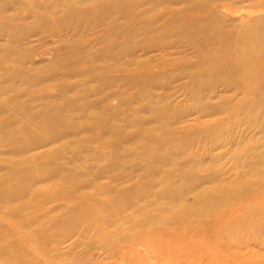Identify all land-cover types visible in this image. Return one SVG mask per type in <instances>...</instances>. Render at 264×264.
<instances>
[{
	"label": "rangeland",
	"instance_id": "1",
	"mask_svg": "<svg viewBox=\"0 0 264 264\" xmlns=\"http://www.w3.org/2000/svg\"><path fill=\"white\" fill-rule=\"evenodd\" d=\"M91 1L93 2V4L87 8L86 5L89 4ZM98 1L99 0H81V1H79V0H0V3L5 4V6L0 9V19H2V20H0L1 21L0 22V47H1L0 50L2 49L0 52L1 53V55H0V66H1L0 67V129L2 130L4 124H8V125L11 124V127H13V128L21 125L22 123H20L16 126V124H14L12 122H15L13 120H16V122L18 120H20L18 118H21V120H22L24 118V115L19 112L18 117L12 116L13 114L14 115L16 114L15 109L18 107H13V109H12L11 106H14V105L17 106V105H22V104L26 103L27 106L24 107L26 109V113L27 112L30 113L29 115H31V118H33L30 121L34 122L33 123V122L29 121V123H31V124L28 125L29 126L28 130L31 131L30 134H33L34 132H36L31 136H30V134H27L28 136L17 135V137L12 138L10 140L6 139L8 141H6L7 144L5 145L4 137L6 138L7 136H2L4 134V132H3V130H2L3 133L0 131V135L3 138V139L0 138L1 140H3V142H1V140H0V142L2 144V145L0 144V164H1L0 165V180H5V179L7 180V179H10L11 177H16L17 175H18L17 177H19L21 174H19V170H17L16 168L23 167V164H22L23 161L22 160L26 161V162H24L25 164L28 163L30 165H32V164L36 165L38 163V164H40L39 166H43L46 168L48 165H50L52 167H56V165H61V164L63 165L64 164V166H67V163L65 162V160L68 162V158L71 159L70 157H72V159L69 160V162H68L70 164V165L68 164L69 165L68 167L77 166L75 164H78L77 169L81 170L80 173L86 172V173H84V175L83 174L81 175V178H82L81 187L83 188V190H81L82 188L80 189L81 193L78 190L75 191V190L71 189V190H67V191L65 190L66 192L64 194L56 196V197L55 196L53 197V195H51L52 200H51L50 196H48L49 198L46 197L47 199L44 197L45 201H44V199L41 198L43 200L42 201L39 198V201H38L39 206L36 204V206L34 205L35 207H32V209L24 210V212H21L23 215L21 213L17 214L18 212H16V211L11 212V211L7 210L6 206L1 205V203H0V237L2 238V239L0 238L1 239L0 248L2 246V248L0 249V256L2 257V258H0V263L3 264V262H6L9 264L8 259H10V264H51V263L52 264H61V263L62 264H65V263L66 264H74V262H75V264L76 263L77 264H101V263L102 264H105V263L106 264H113L116 262H117L116 264H121V263H123V261L120 260V259H122V255H120V253L123 254V251L125 250L122 248V244H121V246H120V244H115V243L112 244L114 242V240H113V242L109 241L107 243L108 245H106V247H108V248H104L105 246L103 247V244L99 243V241L101 239V237L99 238V235L104 232L103 236H107L108 233H109L108 236H111L110 235L111 230L114 231L113 234L111 232L112 236L117 234L116 231L118 233H120L122 231L123 232L131 231V230L133 231V229L135 227H132V224L129 223L130 222L129 219L135 217V215H137L136 213H138V211L140 209H142L140 211L141 213H145L144 210L145 211L148 210L147 213L151 214L152 212L155 211V209H158V208L168 204L167 203L168 200L166 199V197H160V196L161 195L164 196V193L167 190L173 191V190L180 189V187H182L183 182L185 181L187 183V185H185L186 187L185 186L184 187L187 189V191L185 189L186 192H184V196H183V198H184L183 202L184 203L183 204L189 205L191 208H193L195 206V205H193L194 204V196H193L194 194L193 193H195V190H197V189L203 190V186H206V185H208V186H206V188H204V189H209V188H211L212 183H213V185L215 183V185H214L215 187H218V186L221 187L220 189H217V190H219L217 193V197H216L217 203L215 204V206L213 208L206 210L207 212L206 211L203 212L201 214L202 216L199 214L197 216L196 214L195 215H189V214L183 213L184 211H181V210H183V208H181L182 207L181 204H179L180 206L179 205L172 206L171 212L169 213L170 216L168 215L169 220H167V218H166V219H163V221H162V219H161V221L158 222L159 225L157 224V226L162 227V224H163V228L172 229L173 232L175 230L176 232H174V233H176V234H184V233H186V230H183V229H187V228H185V226H186L185 222L189 221V219H191V218L193 220H195V217H196V219H198L199 222L204 221L203 224L205 225V228H206L204 236H203L204 240H206L207 242H209V241L211 242L214 239L216 227L219 226L220 222H221L220 227L221 226L225 227L228 225L229 227L232 228L233 226H230V224L232 225V223L234 222V221L232 222L233 217L236 216L237 214L240 215L241 213H243L242 211H243V206H244L245 209H247V212L249 211V213H247V216H244L245 219L243 217V214H241L242 216H240V217H239V215L234 217L236 219L235 222L237 224H235V222H234V225L236 227H233L232 229L233 230L236 229L237 226L239 228V226L241 227L242 224L244 223L242 226V228H243L242 229L243 230L242 236H243V239L246 236V238L244 239L246 244H245L243 250L241 251V253H243V255L247 254V256L253 257L256 260H258L260 262V264L261 263L263 264L264 263V258H263L264 257V232H263L264 230L262 229V231L258 230V232L257 231L255 232V231H252L250 229L251 231L249 233V229L247 227H249V225H251L252 222H254V221L259 222V223H260V221H261V223H262V221L264 222V220H262V219H264V209H263L264 208V195H262L264 192V189L262 188L260 190V188L262 187L261 182L264 183V173H262V172H264V168H262V167H264V90H263L264 89V79H261V78H263V75H264V74H262V73H264V0H170V1H168V0H157L159 3L158 6H155V5H157V3H155L156 0H150V1L149 0H142V2L140 0H133V1L132 0H119V1L114 0L115 3L112 0L111 1L110 0H105V1L100 0L101 2L100 1L98 2ZM134 1H136L137 3H135ZM151 1H154V2H151ZM14 2L15 3L17 2V4H19V5L15 4ZM76 2H77V4H75ZM111 2H113V3H111ZM129 2L131 5L129 4ZM146 2H148V3H146ZM21 3H23V4H21ZM78 3L83 6V9H82V6H80ZM171 3H173V4H171ZM26 4H28V5L26 6ZM132 5H134V7H132ZM22 6L23 7L25 6V8H23ZM75 6L78 8H76ZM33 7H35V8H33ZM41 7H42V9H41ZM198 7L201 9H199ZM32 8L35 10H33ZM37 8H39L40 10ZM115 9L116 10L120 9V10L116 11ZM81 10H82V12H81ZM1 11H2V13H1ZM40 11L43 14H41ZM134 11H135L136 15L134 14ZM116 12H118V13H116ZM84 13H86V14H84ZM77 14L78 15L80 14V15L78 16ZM120 14H122V16ZM169 14H170V17H169ZM172 14L174 17L172 16ZM177 14H179V16ZM193 14L198 16V17L197 18H196V16L193 17L194 16ZM208 14H209V16H208ZM182 15L185 18L181 17ZM132 16H134V18ZM155 16H156V18H155ZM3 17H5V19L7 18L8 21H6L7 19L5 20ZM82 17H83V19H82ZM136 17L138 20L136 19ZM153 17H154V19H153ZM167 17H169V19H167ZM207 17H209L208 20H206ZM132 18L134 19V22L132 21L133 20ZM177 18H180L181 20L177 19ZM3 19L5 22H2ZM190 19H192V22L189 21ZM172 22H174V23H172ZM136 25H138V26H136ZM12 26H14V27H12ZM193 28H195V30ZM150 30H151V32H150ZM181 30H183V31L181 32ZM208 30H210V31H208ZM201 31H202V33H201ZM204 31H205V34H204ZM10 33H12V35ZM166 33H168V34L165 35ZM122 34H123V36H122ZM210 34L212 37L209 36ZM6 35H7V37H6ZM17 35H18V37H17ZM160 35H161V37H160ZM155 36L158 37V40ZM152 37L155 39H153ZM184 37H185V39H184ZM211 38H212V40H211ZM147 40H148V43H147ZM9 42L11 44H9ZM123 42L126 43L127 45H125ZM208 43L209 44L213 43V46H212V44L209 45ZM226 43H229L231 45L226 44ZM246 43H248V44H246ZM199 44L201 45V47ZM220 45H222V46L220 47ZM119 47H120V49H118ZM196 47L198 48V50L196 49ZM227 48H229L230 51ZM5 49H6V51H4ZM102 49H104V50H102ZM105 49H106V51H105ZM199 49H201V50H199ZM204 49H205V51H204ZM216 49L219 51H217ZM242 49H243V53H242L243 55L242 54L240 55V52H242ZM249 49H251V50H249ZM123 50H124V52H121ZM206 50H208V51L206 52ZM8 51H10V52H8ZM213 52L214 53L218 52L217 55H220V58H221L219 60V62H221L222 65L220 63H219L220 65L215 63L214 66H211L209 60L207 63V59L210 56V53H213ZM220 52H222V53L219 54ZM226 53H227V55L229 53L231 54V55L230 54L228 55L230 57V59L228 58L227 55H225ZM102 54H104V55L102 56ZM110 55H112L113 57ZM221 55L223 58L221 57ZM231 56H232V58H231ZM242 56H243V59L245 61L244 63L246 65L245 66L246 69L245 68L243 69V73H242V71H236L234 68L235 66H233V69H232L233 72L231 71V73L230 72L225 73V72L221 71V69H223V66L228 67V66L232 65V63H237V60L241 59ZM249 56H251V58ZM115 57H116V59H115ZM204 57H206L207 59ZM254 58H256V59L254 60ZM1 59H2V61H1ZM117 59H118L119 63L118 62L116 63ZM200 61H202V63H200ZM1 62H3V63H1ZM92 62L94 64H97V62H99V64H97V65H101L102 70L104 68V72H103L104 75H106L109 78H113L112 79L113 82H111V84L112 83H114V84L112 87H111V84H109L108 86H110V87L106 88V92L111 93V94L112 93L114 94L115 92L119 93V94L116 93V94H118V98L116 96H113V95L109 96L107 99V105L110 107L115 106V109H116V110L114 109L115 111H117V108H119L118 110L120 113L117 111L115 113L116 115H118V114L121 115V111L123 109L122 114H124L125 117L128 118V116L131 117L132 115H134L137 118V119L135 118V121H134V117L133 118L131 117L133 119L134 123L130 124V123L126 122V123L120 124L121 127L123 126L122 127L123 132L125 131L126 133H128L127 136L131 135L128 137V139H129L128 141L126 138V140L124 142L119 144L120 147L122 146V148H120L119 145H117L116 143L114 144L111 141H109V139H108L109 137H107V135L103 136L104 134L100 133V129H102L104 125L95 123V124H93L95 126H93L92 124L89 126L88 123L90 124L92 122V120L90 119L89 116L86 117L88 119L85 118L87 125H84L83 126L84 128L82 127L85 130L80 128V132H79L78 131L79 129H77L78 126L75 127L76 122H77L76 119H78V116L75 114V112L77 111L78 106H80L82 104H86L87 102L93 103V101L96 102L97 100L101 99V97H97L99 94H95V93L93 94L92 92L91 93L89 92V88H91L90 86L93 85V81H94L91 78L92 73L91 74L89 73L90 69H93V68L88 67V65L90 66V63H91V66L93 67ZM101 62H103L105 64H101ZM204 62L207 64H205ZM164 64L166 66H164ZM109 65H111V66H109ZM204 65H205V67H204ZM101 66H99V69L97 67H94L98 73H101V69H100ZM162 66H163V68H162ZM209 66H211L212 68L210 67L211 68L210 69ZM87 67L90 69H87ZM108 67H110V68H108ZM164 67H165V69H164ZM142 68H144V70ZM236 69H237V67H236ZM107 70L110 72H106ZM141 70H143V72H144V76L142 75L144 77L143 79L144 80L147 79L145 82L143 81L142 76L141 77L139 76V74L141 75L143 73V72H140ZM51 71H54V72H51ZM81 71H82V73H81ZM207 72H209V73H207ZM220 72H222V73H220ZM244 73H245V75H243ZM146 74L149 76H147ZM261 74H262V77L258 78V75L261 76ZM123 75L124 76L126 75L125 76L126 78ZM129 75H131V76H129ZM193 75H195V76H193ZM203 75H204V77H203ZM21 76H22V78H20ZM32 76H34V77L31 78ZM145 76H147V77L145 78ZM117 77H118V79H117ZM159 77H160V79H159ZM127 78H129V79H127ZM238 78H239V80L241 79L240 81H241V83L243 82L242 84L239 82ZM31 79H33V80H31ZM148 79L150 82L151 81L152 82L150 83L148 81ZM260 79L263 81H260ZM116 80H118L117 83H115ZM137 80H142V82L140 83V81H137ZM256 80H258V82ZM7 81H8V83H7ZM60 81L63 85L60 83ZM247 81H248V83H247ZM17 82L19 83V85ZM24 83L26 85H24ZM237 83H238V85H237ZM140 84H141V86H140ZM20 85H22V86H20ZM145 85L146 86L148 85L150 87H148V86L146 87ZM201 85H203V86L205 85L206 87L205 86L203 87ZM249 85H251V86H249ZM2 86H3V88H2ZM4 87L6 89H4ZM87 87H88V89H87ZM1 88H2V90H1ZM146 88H148V89H146ZM255 88L258 92H256L254 90ZM3 89H4V91H3ZM70 89H73V90H70ZM118 89H120V91ZM123 90H125L126 93ZM143 90H144V92H143ZM260 90H262V93ZM191 91L193 93H191ZM123 92H124V94H123ZM249 92H250V94H248ZM141 93H143V94H141ZM149 93L154 94L155 97H153L152 94H151L152 95V97H151V95ZM259 93H261V94H259ZM125 94H126V96H125ZM138 94L142 96L141 98H143V99H141V101L139 99L140 96L137 97ZM201 94H202V96H201ZM258 94H259V96H262V97H260V99H261L260 101L258 99L259 97L257 98ZM143 95H145V96H143ZM147 96L149 97L148 99H147ZM254 96H255V98H254ZM64 97H68V99L66 100V99H64ZM2 98H3V100H1ZM121 98H124V99H121ZM152 98H154V99L156 98V100L151 103ZM250 98H251V100H250ZM253 99L256 102H258V101L259 102L255 105V103H254L255 101ZM131 100L132 101L136 100V101H134L135 104L130 103ZM142 100H143V102H142ZM199 100L202 101L201 103H203V105L201 103L199 104V102H200ZM156 101H158V102H156ZM50 102H51V104H50ZM74 102H75V104H74ZM127 102H129V103H127ZM155 102H156V104H155ZM48 103L50 104V106H48L49 105ZM58 103H60L58 105L59 107H57ZM68 103L70 104L69 105L70 107L67 106ZM52 104H54V105H52ZM118 104H120L121 106H119ZM149 104H150V106H149ZM242 104H243V106H242L243 108L240 106ZM247 104H248V106L246 107ZM249 104L252 106L249 107L250 106ZM3 105H4V107H3ZM7 105L12 109V112H10L11 109H9V107L7 108ZM46 106H48V107H46ZM125 106H126V108H125ZM49 107L50 108L52 107L51 110L58 112L57 115L61 116L62 119H63L62 115H65V117H66V118L64 117V120L60 119L62 122H59V123H62V125H64V127L62 125L58 124V126H57L58 129L59 128L65 129V128L69 127V130H68V128L65 129L64 134L62 133V135L60 137L56 138L57 140L56 139H50V140H48V142H42L41 143V142H38L39 137H40L39 135L41 133L42 134L45 133L46 130L48 129L47 127L45 128V126H46L45 124L48 121L47 118L51 116V115L49 116V113L51 114L53 112L51 110L49 111V109H48ZM71 107H73V108H71ZM148 107H149V109H148ZM159 107H161L160 108L162 110L161 113H159L160 110L158 111ZM254 107H255V109H254ZM19 108H21V107H19ZM27 108H28V111H27ZM44 108H46V110ZM55 108L57 109V111L55 110ZM131 108H133V110ZM134 108H136V109H134ZM146 108H147V110H146ZM153 108H155V110ZM59 109L61 112L59 111ZM74 109H76V110H74ZM94 109H95L94 112L98 113V108H94ZM120 109H121V111H120ZM129 109L131 111H129ZM165 109H167V110H165ZM236 109L237 110L239 109V110L236 111ZM20 110H18V111H20ZM41 110H42V112H41ZM64 110L66 113H64ZM73 110H74V112H73ZM111 110L112 109H110V111H109V109H108L106 112L108 114L110 112V114L112 116L115 111L113 110L114 111L113 112ZM126 110H128L129 113ZM134 110L135 111L137 110V111L135 112ZM144 110H145V112H143ZM150 110H152L151 115H149L151 113ZM44 111H46V112L49 111V112L47 114ZM132 111H134V112H132ZM249 111H251V114H249L250 113ZM34 112L36 114H39V115H36ZM89 112L90 111L88 110L87 113H89ZM94 112H92L91 114H93ZM125 112L128 115H125ZM10 113H12V114H10ZM255 113H257V114H255ZM70 114L73 116V119H72V116L71 117L69 116ZM40 115H41V117H39ZM43 115H46V116L43 117ZM138 115H139V118H138ZM159 115H160V117H158ZM245 115H246V117H245ZM52 116H55V115L52 114ZM149 116H150L151 122L149 121ZM168 116L173 117V118H170V117L168 118ZM114 117L110 118L111 121L113 120V124H115L114 122L118 120L115 117L116 120L114 121V119H115ZM144 117H146V118H144ZM156 117H158L159 119ZM161 117H162V121H161ZM249 117H251L253 119L250 118L249 120H247ZM42 118H46L45 123H44L45 119H42ZM68 118H70V119L68 120ZM108 118H109V116H108ZM151 118H153L154 120L153 119L151 120ZM36 119H38L39 121ZM89 119L91 121H88ZM138 119H140L141 121L140 120L138 121ZM142 119H143V121H142ZM169 119H170V121L168 122ZM156 120H159L161 122L156 121ZM63 121H65L64 124H63ZM163 121L166 124L168 122L169 126L168 125L166 126V124H164ZM73 122H75V123L73 124ZM135 122L137 124H135ZM138 122H139V124H138ZM152 122L153 123L156 122V123L153 125ZM69 123L71 125L68 126ZM116 123L118 124V122H116ZM150 123H152V124H150ZM65 124H67V125L65 126ZM73 125H75V126H73ZM144 125H145V127H143ZM148 125L151 129L149 127H147ZM1 126H2V128H1ZM60 126H62V127H60ZM71 126H73V127H71ZM158 126H161V127H159V130L157 128ZM164 126H166V127H164ZM140 127L142 130L140 129ZM145 128H147V129H145ZM176 128L178 130H175ZM143 129H145L146 131ZM167 129H170V130H167ZM75 130H76V132L77 131L78 132L76 133ZM151 130H153L155 133ZM172 130H173V132H172ZM182 130H184V131H182ZM135 131H137V133H138V134L136 133V136L138 138L135 137V134L134 135L132 134V133H135ZM69 132H71V134H70L71 136L68 134ZM171 132H172V134H171ZM80 133H82V135ZM139 133H140V135H139ZM164 133H166V134H164ZM5 134H7V133H5ZM75 134L77 136H75ZM158 134H159V136H158ZM65 135H67L66 137L69 138L68 139L69 141H71L72 138L75 140V141H72L73 144H71L72 142L68 143L69 141L67 140ZM78 135H79V137H78ZM73 136H75V137H73ZM93 136H94V139L96 138L95 136H97L98 139L97 138L96 139L98 141L101 140L102 142L101 141L98 142L97 140L96 141L94 140L96 143H93L94 142L92 139ZM179 136H180V138H179ZM23 137H24V139H25V137H27L26 139L28 141L26 139L25 140L22 139ZM33 137H35V138H33ZM70 137H72V138H70ZM76 137H78V138H76ZM140 137H142L141 138L142 140L141 139L139 140ZM144 137H146L147 139ZM17 138L21 139V140H18ZM60 138H64V139H60ZM104 138L105 139L107 138L108 140H104ZM14 139L15 140L17 139L18 141L17 140H16L17 142L12 141ZM58 139L60 141H58ZM91 139L93 142H91ZM131 139H132L133 143L130 141ZM133 139H136V141H134ZM77 140H79V142ZM80 140H81V142H80ZM82 140L84 141V143L82 142ZM10 141H12V142H10ZM20 141L25 143V144H27V143L29 144V147H28L29 152L28 153L13 154L10 151L11 150L10 147H13V148H16L18 146L20 147L21 145H23V143H20ZM29 141L33 142V144H32L33 146H31V144H30L32 142H29ZM66 141H68L67 146H65ZM129 141L131 144L129 143ZM146 141H148V142H146ZM159 141L162 144H164L165 142H169L168 144L172 149L174 148L177 151L181 150V152H178L177 156L184 151V154L183 153H182L183 155L180 154L178 156L179 160H177V162H179V164H180L179 166H181L180 168H179V166H177V164L175 165V168L178 167L177 169H173L174 166L172 164L169 165L168 167H167V165H164V166L160 165V166H158L159 168L154 169L152 172H150L149 166L153 165V161H154L155 153H156L155 150L157 148L160 150L161 148L163 149V147H164V146L161 147V144ZM85 142H86V144L90 142L89 143L90 146L88 144L86 145ZM103 142L105 144L104 146L102 144ZM108 142H111L112 145H111V143H109V145L106 144ZM154 142H157V143H154ZM239 142L240 143L242 142L241 143L242 145ZM43 143H45L46 146H44ZM134 143L137 145V147H136V145H134ZM37 144L40 146L38 147ZM92 144L94 147L92 146ZM98 144L100 146H97ZM101 144H102V146H101ZM124 144H126V146ZM138 144H139V146H138ZM143 144H145V145H143ZM155 144H157V145H155ZM69 145L70 146L74 145L75 148L74 147L72 148V146L69 147V149L66 148ZM115 145L118 146L119 149H117L118 147H115ZM148 145H149V147H148ZM34 146H36V147H34ZM78 146H80L81 148H82V146H85L82 149H85V148H87V149L81 150V148ZM112 146L114 147L113 149H112ZM31 147L33 148L32 149L33 151L31 150ZM77 147H78V149H77ZM92 147L94 150L91 149ZM96 147H98V150ZM124 147H126V149H127V147H128V149L131 148V152H129L130 151V149H129L125 153L126 149ZM244 147L245 148L247 147V148L245 149ZM59 148H60V153H57L59 151L58 150ZM88 148H90V149H88ZM48 149H50V150L53 149V150L50 151ZM121 149L124 151H122ZM138 149H140V150L138 151ZM144 149L146 151H144ZM241 149H243L242 153H241V151H242ZM61 150L63 152V156H65L64 158H66V159H63V158L60 159V156L63 157L61 155L62 154ZM71 150H72L73 154H72ZM79 150H81V151H79ZM96 150L99 151L100 154L98 152H96ZM119 150H121V152ZM186 150H188V151H186ZM8 151H10V152H8ZM49 151H50V153H49ZM75 151H77V152H75ZM92 151H95L96 154L95 153L93 154ZM101 151H103V153ZM108 151H109V153H107ZM238 151H240L239 153L243 154L245 157H243V155H241V154L239 155ZM30 152L36 154L35 158L41 159V161L43 162V165H42V162H40V160L33 158L32 155H34V154H31ZM45 152H46V154H45ZM52 152H54V154ZM105 152H106V154H105ZM138 152H140V153H138ZM146 152H148V153H146ZM10 153H12V154H10ZM97 153H98V155H97ZM131 153H134V155H132ZM6 154H7V156H6ZM43 154H45L47 157ZM83 154L86 155L87 157L84 158ZM90 154H92L93 157L96 156V158L95 157L93 158L92 155H90ZM107 154H109L111 156L108 155V157H107ZM114 154H115V156H114L115 158L113 157ZM116 154L117 155L119 154V155L116 156ZM8 155H10V156L13 155V157L15 156L16 158L12 157L13 160H11L12 158ZM21 155H23V156H21ZM38 155H41V156L43 155V157L41 158ZM52 155H54L56 157H52V159H51ZM145 155L147 157H145ZM198 155H200V156H198ZM233 155H235V156H233ZM48 156H50V157H48ZM99 156L104 157V158L100 159ZM120 156H121V159H120ZM122 156H123V158H122ZM142 156H144V157H142ZM6 157H10L11 159H7ZM58 157H59L58 160H60V162L54 163V162L58 161L55 159ZM74 157H77V160ZM78 157H79V159L81 158L80 161H79ZM136 157H138V158H136ZM235 157H236V159H235ZM27 158H29V159H27ZM73 158H74V161H73ZM87 158L89 160H87ZM124 158H126V159H124ZM149 158H150V160H148ZM215 158H218L217 159L218 161ZM6 159H7V161H5ZM19 159H20V161H19ZM53 159H54V161H53ZM93 159H95V160L98 159L99 161H93ZM104 159H106L105 161H107L106 166L109 164V168H111L112 170L110 172V169L108 168L107 169L108 171H105V173H104V171H102V173H103V175H102V173H100L101 172L100 169H102V167H105ZM116 159H118V160L120 159V160L118 161ZM135 159L136 160L138 159V160L135 161ZM111 160H114V161H111ZM126 160H128L130 162V163H127V165L125 164ZM140 160H143V161L139 162ZM203 160H205V161H203ZM45 161H47L49 164L46 165L44 163ZM117 161H118V163H117ZM148 161H150V162H148ZM206 161H208V162L206 163ZM33 162H35V163H33ZM91 162H94V163L92 164ZM99 162H100V165L97 164ZM113 162L115 164H113V168H112L111 166H112ZM204 162H205V164H203ZM213 162H216V163H213ZM14 163H16V164H14ZM17 163H19V164H17ZM71 163L74 165H72ZM80 163H82V164H80ZM131 163H134V164H131ZM237 163H238V165H237ZM79 164H80V166H79ZM94 164H97L96 166H99V168H96V166H93ZM258 164H261L262 166L261 165L259 166ZM81 165H83V166L81 167ZM84 165L87 166V168L85 167L86 169H83ZM114 165L116 167H114ZM123 165H124V167H123ZM201 165H203V166L201 167ZM88 166L90 168H93L94 170L88 169L89 168ZM117 166H119V167H117ZM184 166L188 167V168L191 167L190 170H188V172L190 171L189 172L190 174L185 173V171L182 169ZM207 166H208V168H207ZM171 167H172V169H171ZM9 168H11V169H9ZM138 168H141V169L138 170ZM146 168H148L149 170ZM195 168H196V170H195ZM202 168H204L205 170L207 169V170L205 171ZM12 169L15 171V174H14V171ZM82 169L84 170V172ZM169 169H170L171 173H168ZM208 169H210L211 171H209ZM255 169H258V170H255ZM260 169H261V171H260ZM262 169H263V171H262ZM9 170H11V172L13 171L12 172L13 174ZM253 170H255V171H253ZM88 171L91 173L89 174ZM114 171H115V173H114ZM148 171L151 174L153 173L155 176L152 174L153 176L151 177V174H150L151 179L149 178L146 180L145 178L149 177ZM164 171H165V173H164ZM181 171H182V173H181ZM208 171L211 172V174ZM246 171L248 173L249 172L250 173L248 174ZM144 172H146L148 175L145 176L146 173L144 174ZM252 172H254V173H252ZM256 172H257V174H256ZM94 173H97L99 176H96ZM113 173H114V175L118 174L117 176L115 175V177H117V178L119 177L118 179L116 178L115 181H114L115 177H114ZM156 173L159 174V176ZM202 174H204V176ZM8 175H11V177L10 176H9V178L5 177ZM47 175L48 174H45V176H47ZM94 175H95V177H94ZM139 175H141L142 177ZM167 175L172 176L173 179H175V180H173L171 177L169 178V176L167 177ZM186 175H188V176H186ZM218 175H220V176H218ZM252 175L257 180L253 179L254 177ZM45 176L42 177V181L40 180V183L43 186L39 182H37V184H36L37 186H35V187H39L41 185L40 187L43 188V187L47 186V184L48 185L52 184V181H53V177L51 178L52 175L47 176V179H49V180H46ZM90 176L93 177V180H94L93 181L94 183H92V185H93L92 189H90L91 185H87V183H86V181L89 179ZM100 176H102L104 178L106 176L107 178L104 179V178H101ZM162 176L165 179L167 178L168 180L166 179V181H165V179H164L161 182L160 179H163ZM249 176H250V179H249ZM251 176L253 179L252 180L253 182L251 181L252 184H255V183L259 184V182H256V181L261 180L259 186L258 185L252 186L250 182H247V180H251ZM96 177H100L102 180H100V178L96 179ZM111 177H113L114 179ZM139 177H141L142 179ZM143 177H145L144 178L145 180L143 179ZM154 177H156V179ZM83 178L85 179V181H83L84 180ZM152 178H153V180H152ZM107 179H109V180H107ZM190 179L197 180L198 183L194 184V182L192 183L190 181H187ZM224 179L226 181L228 180L229 182L230 181L231 182L229 183L227 181L228 182L227 183ZM154 180H155V182H154ZM243 180L247 183V185H246V183H244ZM108 181H111V182H108ZM112 181L114 184L112 183ZM145 181H146V183L148 182V187H146L147 184L145 183ZM180 181H182V184ZM200 181H204L203 183L205 185L202 184V182H200ZM102 182H104V183L101 185L100 183H102ZM140 182H141V184H140ZM142 182L144 185L142 184ZM107 183H109V185ZM110 183L112 186H110ZM150 183H152V184L155 183V184H153V185L151 184L152 186H150L149 185ZM207 183H209V184H207ZM216 183H218V184L216 185ZM221 183L224 185L222 186ZM242 183H244L245 185L244 184L243 185L245 187H247V189H246L247 191L245 190L246 193L248 192V193H250V195H253L254 198H260V199H258V200L254 199L252 201H250V199H248L249 200V201L247 200L248 202L247 201L244 202L243 199H241L240 197L237 198V196H235L234 194H235V192H239V191L235 187L237 185L242 186ZM248 183L251 186L248 187V185H249ZM82 184H84L85 187L86 186H89V187L87 189H85V187ZM97 184H99L98 187L101 186V189H102L103 185H104L103 186L104 188H106L105 186L108 185V187L110 186L109 190H107L108 189V187H107V189H104V188L102 190L100 189L101 192H99L98 191L99 189H97ZM156 184H157V186H156ZM198 184L202 185V186L198 187L199 186ZM135 185H136V187H135ZM231 185L233 186V188H235V189H233L234 191L231 190L232 189ZM116 186H118V188ZM154 186L156 188H153ZM255 186L258 188H256ZM119 187L121 189L124 187L125 190L123 189V190H121L122 191L121 192ZM226 187H228V188L226 189ZM250 187H251V189H250ZM110 188H111V190H110ZM88 189H90L92 191V193ZM94 189L97 191H95ZM133 189H135V191ZM72 190L75 192H73ZM113 190H115V192H113ZM188 190H189V193H188ZM190 190H191V192H190ZM193 190H194V192H193ZM68 191H71L72 195ZM125 191H128V194ZM242 191H244V190H242ZM250 191H252V192H250ZM256 191H258L259 193H257ZM72 192L75 194H73ZM76 192H77V195H76ZM86 192L91 193V194L89 195ZM102 192L105 195L100 194ZM112 192H113V194H111ZM219 192H221L220 193L221 195L224 194V196L222 195V197H220ZM255 192H256V194H253ZM66 193L67 194L69 193L68 195L69 196L71 195V197H69ZM82 193H84V194H82ZM106 193H109V196L111 197V199ZM138 193H140V195H138ZM226 193H228V195ZM81 194H82V196H81ZM97 194L98 195L100 194L101 196L100 195L98 196ZM114 194H116V196ZM231 194H232V196H234L233 198H229V196L231 197ZM65 195L68 197H66ZM95 195L97 197H95ZM111 195H113V196H111ZM128 195H131L130 196L131 199ZM247 195H249V194H247ZM92 196H94V198H96V199H94ZM58 197H60V199H61V200H59L60 202L58 201L59 203L57 201H55V200L59 199ZM98 197L102 201H98V199H97ZM113 197H115V198H113ZM132 197H133V200H132ZM140 197H142V198H140ZM223 197H225V198H223ZM75 198L78 199L79 201L76 200ZM88 198H90V199H88ZM220 198H222L220 200V201L223 200L222 202H219ZM48 199H50V201ZM83 199H85V200L83 201ZM86 199L88 202L89 201L91 202L90 207L88 205L89 203L87 204ZM93 199L95 200L94 202H93ZM225 199H227V200H225ZM40 200L42 201V203ZM103 200L105 202L107 200L108 201L105 203V202H103ZM81 201H83V202H81ZM130 201L133 203H131ZM137 201L140 202V203H138L140 206H137L138 205L136 203ZM150 201H152V202H150ZM233 201H235V202H233ZM65 202H67V204ZM76 202H78V203H76ZM95 202H96V204H95ZM228 202H232V203H228ZM48 203H49V205L50 204L51 205L48 206L47 205ZM75 203H76L77 207L78 206H80V207L86 206L87 207V205H88V207L91 208V209L88 208L89 209L88 212L91 211L89 213H91V214L93 213L92 216H90L91 214H88V213L81 215L80 211H75V213H74V209H77L76 206L74 207ZM226 203H228V204H226ZM242 203H243V206L241 205ZM59 204H60V207H59ZM99 204H100V206H99ZM101 204H103V205H101ZM105 204H108L109 206H111L112 209H111V207L110 208L107 207V205H105ZM125 205H126V207H125ZM217 205H218V208H217ZM44 206L46 208H43ZM62 206H63V208H62ZM92 206H95L97 208L93 209ZM127 206H129V208H127ZM237 206H239V207H237ZM248 206H252V207H248ZM253 206L254 207L257 206V207L254 208ZM258 206H261V207L259 208ZM49 207L51 209H56V208L58 209V210L56 209L58 212V217L56 215L57 212L55 213V210H54V212H52L53 210H50ZM175 207H177V209ZM195 207H199V206L197 205ZM236 207H237V211H236ZM3 208L7 211H3L4 210ZM67 208H70L68 210L70 213L67 211ZM105 208L107 211H105V210L102 211ZM120 208H122V209H120ZM136 208H139V209H136ZM230 208H234V209H231L232 210L231 213H233V211H235L234 212L235 215L232 214L233 217H231L230 216L231 214H229L231 211ZM47 209H49L51 212L48 211ZM224 209L227 211V215L225 216L226 220H222L223 222L225 221L224 223L222 221H218L219 223L217 226V223L214 220L215 216H216V214L218 215L219 213L223 212ZM238 209L240 211H238ZM255 209H256V211H255ZM260 209H262V213H261ZM64 210L67 214L66 213L64 214ZM112 210H113V213H112ZM32 211H33L34 215L31 214ZM176 211H177V213H175ZM228 211H229V213H228ZM26 212H29V213H26ZM37 212L40 214H36ZM43 212H45V213H43ZM118 212L120 214H118ZM237 212H239V213H237ZM12 213H14V214H12ZM61 213H63L65 215L64 216L65 218L63 216H61V215H63ZM96 213H98V214L96 215ZM99 213L103 216L101 217V215H99ZM107 213L110 215H108ZM171 213H172V215H171ZM112 214H114V216ZM115 214H117V215H115ZM121 214L124 216L126 215V216L121 217L122 216ZM203 214L205 216H203ZM260 214L262 215L263 218L261 217ZM14 215L17 219H15ZM17 215L19 217H17ZM36 215H37V217H33ZM46 215L48 216V218ZM55 215L57 218H54ZM76 215L78 218L76 217ZM130 215L132 217H130ZM228 215H229V217H227ZM22 216H24V217H22ZM27 216L31 221L34 218L35 219L41 218L42 220L40 221V219H38L39 220L38 222L41 223L42 225L37 224L38 222L36 220H34V225H33V223L28 220ZM42 216L47 218V219L44 218V220H47V222L49 221V223L46 222L47 225H44L45 221L43 220ZM178 216L180 218H178ZM183 216L185 219L183 218ZM187 216H188V219L186 220ZM88 217H89V219H88ZM197 217H199V218H197ZM237 217H239V218L243 217L242 219L244 221H242V219H241L240 222H242V223L238 222ZM53 218H54V221L52 220ZM117 218H119V219H117ZM125 218H126V220H125ZM206 218H207V221H206ZM227 218H229V219H227ZM60 219L63 222H61ZM99 219H101V220L103 219L104 223L101 220H100V222H102L105 225L106 232H108L107 234H105L106 232L104 231L105 227L103 225H102L103 227H101L102 223L99 222ZM182 219L184 220V223L182 222L183 221ZM199 219H201L202 221ZM250 219H252L251 220L252 222L250 221ZM109 220L110 221L117 220V221H115V222L113 221L111 224V222ZM35 221H36V223H35ZM198 221H196V222H198ZM71 222L73 224L72 226H71ZM97 222H98V224H97ZM208 222H211V223H209L210 225L208 224ZM227 222L230 224H228ZM66 223H67V225H65ZM80 223L83 225H80ZM165 223H166V225H165ZM169 223L171 224V226L173 225L172 226L173 228L170 226ZM238 223H240V224L238 225ZM110 224H111V226H110ZM24 225H26L27 227ZM48 225H51V227H50L51 229L49 228ZM53 225H56V226H53ZM79 225L82 227H80ZM212 225H213V228H212ZM245 225H247V227ZM28 226H30V227H28ZM42 226H43V228H42ZM47 226H48V228H47ZM151 226L154 227L156 225H155V223L152 222ZM182 226H184V227H182ZM83 227L85 228L86 231L83 229ZM97 227H99V228H97ZM245 227L247 229H245ZM123 228L125 230H123ZM77 229L79 231H77ZM81 229H82V231H81ZM94 229H96V230L93 231ZM98 229L100 230L99 233H97ZM107 229H109V230H107ZM129 229H131V230H129ZM51 231L54 232L55 234L52 233ZM56 231H58V232L56 233ZM70 231H72V234L70 233ZM76 231L78 232V234ZM90 231H92V234ZM81 232L84 235H82ZM94 232H95V235H94ZM47 233H49V234L52 233V235H49ZM13 234H14V236H13ZM61 234L63 235L64 238L62 237ZM47 235H49V236L46 238ZM69 235H70V237H69ZM77 235L79 238L77 237ZM90 236L91 237L96 236V237L95 238L92 237L93 238L92 239V238H90ZM6 237H7V239H6ZM57 237H59L60 241L56 240V239H58ZM85 237L88 238L89 240L92 239L93 242L92 241L90 242ZM207 237L208 238L210 237L209 240ZM97 238L99 241L94 242L95 241L94 239H97ZM113 238H114V236H113ZM4 239H6V240H4ZM30 239H40V242L42 240V242H41L42 246L37 249L31 243ZM51 239H53V240H51ZM10 240H11V242H10ZM54 240H56V241H54ZM87 241H89L90 243ZM134 241L132 244H134ZM57 242H58V244H56ZM45 244L47 246H44ZM12 245L15 248V250H14V248L12 249V247H11ZM49 245H50V248L53 247L52 248V249H54L53 251L52 250L50 251ZM113 245H114V247H112ZM115 245H117L116 249H118V250H116V249L113 250L115 248ZM135 246H137V245H135ZM44 249H46V250L44 251ZM137 249H140V250H137ZM9 250H10V252H8ZM11 250H12V252H11ZM23 251H25V252L23 253ZM43 251L45 252V254ZM117 251L118 252L120 251V253L118 254ZM140 251H144L145 254H144V252L140 253ZM226 251L224 248L219 249V252H221L222 257H224V261L228 264H232L233 257L231 254L229 255L228 253H226ZM38 252H41V253H38ZM51 252L53 255L51 254ZM67 252L69 254V258L71 257V255L74 254L72 257L73 260L71 258H70L71 259L70 260L69 258H67L68 256H65L67 254ZM111 252H113L112 253L113 255L111 254ZM8 253L10 255H8ZM14 254H16V255H14ZM130 254H132V255H130ZM129 255L132 257H133V255L143 256V257H145V260L147 259L146 263L149 262L147 264H167L165 261L159 260V258L157 260L156 256L154 257V254H148L147 251H145L144 247L142 248V246L140 247L139 245L137 246V248H135V251H133V252L130 251ZM152 256L156 260L153 259ZM27 257L28 258L30 257V258L28 259ZM65 257H66V259H64ZM4 258H6V260ZM31 259H32V261H31ZM46 259L50 260V261H52L51 259H54V260H53V262H50V261H47ZM68 259H69V262H68ZM76 259H77V261H76ZM23 260H26L29 262H25ZM112 260H114V261H112ZM261 260H263V261H261ZM54 261H55V263H54ZM194 261L193 260L187 261L184 258L183 259L181 258L177 264H200L201 263L200 261H202V260H200V261L194 260ZM202 263L208 264L204 261H202Z\"/></svg>",
	"mask_w": 264,
	"mask_h": 264
},
{
	"label": "bare ground",
	"instance_id": "2",
	"mask_svg": "<svg viewBox=\"0 0 264 264\" xmlns=\"http://www.w3.org/2000/svg\"><path fill=\"white\" fill-rule=\"evenodd\" d=\"M79 1H81V0H79ZM100 1V0H99ZM98 1V2H99ZM103 1H105V0H103ZM111 1V0H110ZM112 1H114V0H112ZM119 1V0H118ZM133 1V0H132ZM141 2H142V0H140ZM150 1V0H149ZM157 1V0H156ZM155 1V3H157V5H155V6H158V1L156 2ZM168 1H170V0H168ZM2 2V1H1ZM71 2V1H70ZM101 2V1H100ZM109 2V1H108ZM135 3H137L136 1H134ZM151 2H154V1H151ZM161 2V1H160ZM173 2V1H172ZM183 2V1H182ZM15 3V2H14ZM80 3V2H79ZM78 3V4H79ZM89 3V2H88ZM103 3V2H102ZM111 3H113V2H111ZM114 3H115V1H114ZM146 3H148V2H146ZM178 3V2H177ZM181 3V2H180ZM204 3V2H203ZM15 4H17V2L15 3ZM21 4H23V3H21ZM29 4V3H28ZM28 4H26V6L28 5ZM67 4V3H66ZM72 4V3H71ZM75 4H77V2L75 3ZM93 4V2L91 1L89 4H87L86 5V7L88 8L90 5H92ZM95 4V3H94ZM129 4H130V2H129ZM139 4V3H138ZM171 4H173V3H171ZM175 4V3H174ZM17 5H19V4H17ZM16 5V6H17ZM34 5V4H33ZM80 6H82L81 4H79ZM97 5V4H96ZM114 5V4H113ZM123 5V4H122ZM131 5V4H130ZM135 5V4H134ZM134 5H132V7H134ZM140 5V4H139ZM154 5V4H153ZM202 5V4H201ZM5 6V4L4 3H0V9L1 8H3ZM21 6V5H20ZM19 6V7H20ZM39 6V5H38ZM37 6V7H38ZM67 6V5H66ZM73 6V5H72ZM111 6V5H110ZM136 6V5H135ZM168 6V5H167ZM200 6V5H199ZM23 7V6H22ZM71 7V6H70ZM76 7V6H75ZM74 7V8H75ZM121 7V6H120ZM130 7V6H129ZM191 7V6H190ZM202 7V6H201ZM23 8H25V6L23 7ZM28 8V7H27ZM33 8H35V7H33ZM32 8V9H33ZM66 8V7H65ZM76 8H78V7H76ZM114 8V7H113ZM165 8V7H164ZM193 8V7H192ZM199 8V7H198ZM17 9V8H16ZM29 9V8H28ZM37 9H39V8H37ZM36 9V10H37ZM41 9H42V7H41ZM70 9V8H69ZM80 9V8H79ZM82 9H83V6H82ZM102 9V8H101ZM156 9V8H155ZM199 9H201V8H199ZM206 9V8H205ZM7 10V9H6ZM33 10H35V9H33ZM40 10V9H39ZM38 10V11H39ZM72 10V9H71ZM78 10V9H77ZM105 10V9H104ZM116 10V9H115ZM118 11L120 10V9H117ZM116 10V11H117ZM122 10V9H121ZM133 10V9H132ZM5 11V10H4ZM74 11V10H73ZM111 11V10H110ZM123 11V10H122ZM204 11V10H203ZM208 11V10H207ZM206 11V12H207ZM41 12V11H40ZM81 12H82V10H81ZM113 12V11H112ZM121 12V11H120ZM124 12V11H123ZM132 12V11H131ZM182 12V11H181ZM199 12V11H198ZM1 13H2V11H1ZM74 13V12H73ZM76 13V12H75ZM80 13V12H79ZM88 13V12H87ZM116 13H118V12H116ZM115 13V14H116ZM41 14H43L42 12H41ZM40 14V15H41ZM84 14H86V13H84ZM134 14H135V11H134ZM145 14V13H144ZM195 14V13H194ZM193 14V15H194ZM39 15V16H40ZM78 15V14H77ZM80 15V14H79ZM78 15V16H79ZM82 15V14H81ZM105 15V14H104ZM121 16H122V14H120ZM133 15V14H132ZM136 15V14H135ZM155 15V14H154ZM178 16H179V14H177ZM190 15V14H189ZM192 15V14H191ZM206 15V14H205ZM74 16V15H73ZM77 16V17H78ZM138 16V15H137ZM140 16V15H139ZM172 16H173V14H172ZM196 15H194L193 17H195ZM208 16H209V14H208ZM10 17V16H9ZM87 17V16H86ZM93 17V16H92ZM105 17V16H104ZM133 18H134V16H132ZM169 17H170V14H169ZM169 17H167V19H169ZM174 17V16H173ZM181 17H183V18H185L183 15L181 16ZM192 17V18H193ZM198 16H196V18H197ZM4 19H5V17H3ZM11 18V17H10ZM130 18V17H129ZM132 18V19H133ZM139 18V17H138ZM149 18V17H148ZM155 18H156V16H155ZM176 18V17H175ZM174 18V19H175ZM208 18L209 17H207V19L206 20H208ZM4 19H3V21L2 22H5L4 21ZM7 19V18H6ZM5 19V20H6ZM40 19V18H39ZM82 19H83V17H82ZM99 19V18H98ZM136 19H137V17H136ZM153 19H154V17H153ZM177 19H180V18H177ZM195 19V18H194ZM0 20H2V19H0ZM129 20V19H128ZM138 20V19H137ZM156 20V19H155ZM181 20V19H180ZM197 20V19H196ZM205 20V19H204ZM6 21H8V19L6 20ZM11 21V20H10ZM133 22H134V19L132 20ZM147 21V20H146ZM179 21V20H178ZM185 21V20H184ZM189 21H191L192 22V19H190ZM200 21V20H199ZM1 22V21H0ZM45 22V21H44ZM139 22V21H138ZM177 22V21H176ZM186 22V21H185ZM7 23V22H6ZM40 23V22H39ZM38 23V24H39ZM131 23V22H130ZM143 23V22H142ZM172 23H174V22H172ZM41 24V23H40ZM136 24V23H135ZM170 24V23H169ZM178 24V23H177ZM172 25V24H171ZM174 25V24H173ZM136 26H138V25H136ZM201 26V25H200ZM12 27H14V26H12ZM166 27V26H165ZM26 28V27H25ZM129 28V27H128ZM135 28V27H134ZM183 28V27H182ZM17 29V28H16ZM28 29V28H27ZM194 30H195V28H193ZM201 29V28H200ZM145 30V29H144ZM199 30V29H198ZM17 31V30H16ZM133 31V30H132ZM131 31V32H132ZM175 31V30H174ZM183 30H181V32H182ZM208 31H210V30H208ZM9 32V31H8ZM11 32V31H10ZM150 32H151V30H150ZM188 32V31H187ZM136 33V32H135ZM143 33V32H142ZM154 33V32H153ZM196 33V32H195ZM201 33H202V31H201ZM11 35H12V33H10ZM23 34V33H22ZM134 34V33H133ZM168 33H166L165 35H167ZM204 34H205V31H204ZM135 35V34H134ZM150 35V34H149ZM195 35V34H194ZM208 35V34H207ZM21 36V35H20ZM122 36H123V34H122ZM152 36V35H151ZM196 36V35H195ZM204 36V35H203ZM209 36H211V34L209 35ZM6 37H7V35H6ZM17 37H18V35H17ZM148 37V36H147ZM156 37V36H155ZM160 37H161V35H160ZM212 37V36H211ZM153 38V37H152ZM157 38V40H158V37H156ZM192 38V37H191ZM19 39V38H18ZM17 39V40H18ZM129 39V38H128ZM153 39H155V38H153ZM152 39V40H153ZM184 39H185V37H184ZM13 40V39H12ZM11 40V41H12ZM145 40V39H144ZM150 40V39H149ZM207 40V39H206ZM211 40H212V38H211ZM155 41V40H154ZM161 41V40H160ZM110 42V41H109ZM198 42V41H197ZM206 42V41H205ZM232 42V41H231ZM13 43V42H12ZM124 43V42H123ZM147 43H148V40H147ZM153 43V42H152ZM155 43V42H154ZM207 43V42H206ZM9 44H11L10 42H9ZM125 45H127L126 43H124ZM150 44V43H149ZM209 44V43H208ZM210 44H212V46H213V43H210ZM209 44V45H210ZM226 44H229V43H226ZM246 44H248V43H246ZM5 45V44H4ZM134 45V44H133ZM138 45V44H137ZM156 45V44H155ZM200 45V44H199ZM229 45H231V44H229ZM243 45V44H242ZM222 45H220V47H221ZM114 47V46H113ZM137 47V46H136ZM200 47H201V45H200ZM199 47V48H200ZM224 47V46H223ZM1 48V47H0ZM205 48V47H204ZM218 48V47H217ZM226 48V47H225ZM224 48V49H225ZM247 48V47H246ZM112 49V48H111ZM118 49H120V47L118 48ZM196 49L198 50V48L196 47ZM214 49V48H213ZM223 49V48H222ZM227 49H229V48H227ZM248 49V48H247ZM2 50V49H1ZM1 50H0V52H1ZM102 50H104V49H102ZM110 50V49H109ZM108 50V51H109ZM122 50V49H121ZM135 50V49H134ZM199 50H201V49H199ZM215 50V49H214ZM217 50V49H216ZM234 50V49H233ZM249 50H251V49H249ZM248 50V51H249ZM4 51H6V49L4 50ZM105 51H106V49H105ZM112 51V50H111ZM120 51V50H119ZM204 51H205V49H204ZM208 50H206V52H207ZM211 51V50H210ZM217 51H219V50H217ZM221 51V50H220ZM225 51V50H224ZM229 51H230V49H229ZM8 52H10V51H8ZM12 52V51H11ZM121 52H124V50L123 51H121ZM133 52V51H132ZM227 52V51H226ZM6 53V52H5ZM13 53V52H12ZM76 53V52H75ZM78 53V52H77ZM103 53V52H102ZM105 53V52H104ZM205 53V52H204ZM222 52H220L219 54H221ZM231 53V52H230ZM229 53V54H230ZM243 53V49H242V52H240V55ZM248 53V52H247ZM252 53V52H251ZM113 54V53H112ZM199 54V53H198ZM207 54V53H206ZM218 54V52H213V53H210V56L208 57V59L206 58V57H204V58H206L207 59V63H208V60H209V62H210V65L211 66H214L215 65V63L216 64H221L222 65V63L221 62H219V60L221 59L220 58V55H217ZM228 54V55H229ZM233 54V53H232ZM0 55H1V53H0ZM4 55V54H3ZM7 55V54H6ZM21 55V54H20ZM104 54H102V56H103ZM122 55V54H121ZM205 55V54H204ZM225 55H227V53L225 54ZM227 55V56H228ZM231 55V54H230ZM243 55V54H242ZM108 56V55H107ZM110 56H112V55H110ZM206 56V55H205ZM208 56V55H207ZM246 56V55H245ZM252 56V55H251ZM251 56H249L250 58H251ZM16 57V56H15ZM113 57V56H112ZM221 57H222V55H221ZM77 58V57H76ZM79 58V57H78ZM203 58V57H202ZM201 58V59H202ZM223 58V57H222ZM225 58V57H224ZM228 58L230 59V57L228 56ZM231 58H232V56H231ZM257 58V57H256ZM256 58H254V60L256 59ZM105 59V58H104ZM108 59V58H107ZM115 59H116V57H115ZM239 59V58H238ZM253 60V59H252ZM1 61H2V59H1ZM112 61V60H111ZM114 61V60H113ZM232 61V60H231ZM18 62V61H17ZM118 62V59H117V61H116V63ZM245 61H244V59H243V56H242V58L241 59H239V60H237V63H232V65H230V66H228V67H224L223 66V69H221V71L222 72H230L231 73V71H232V69H233V66H235L234 68H235V70L236 71H242V73H243V69L245 68V63H244ZM1 63H3V62H1ZM119 63V62H118ZM200 63H202V61H200ZM205 63V62H204ZM207 63H205V64H207ZM92 64H93V67L91 66V63H90V66L88 65V67H90V68H93V69H90V68H88L87 67V69H90V74L92 75L91 76V78H92V80H94L93 81V85L92 86H90L91 88H89V92L91 93H95V94H99L97 97H101V99L100 100H97L96 102L95 101H93V103H90V102H87L86 104H82V105H80V106H78V109H77V111L75 112V114L78 116V119H76L77 120V122H76V126L75 125H73V126H75V127H77L78 126V128L77 129H79L78 131L80 132V128H82L84 125H87V123H86V119H88V118H86V117H90V119L92 120V122L89 124L88 123V125L90 126L91 124L93 125V124H95V123H98V124H102V125H104L103 126V128L102 129H100V133H103L104 135L103 136H105V135H107V137H109L108 139H109V141H111L112 143H116L117 145H119V144H121L122 142H124L125 140H126V138H127V141L129 140L128 139V137L129 136H131V135H129V136H127L128 135V133H126L125 131V133L123 132V129H122V127L120 126V124L121 123H126V122H128V123H134V121H135V116L134 115H132L131 117L133 118L134 117V121H133V119L131 118V117H129L128 116V118L127 117H125L124 116V114H122V111H123V109H122V111H121V109H120V111H121V115L120 114H118V115H116L115 113L118 111L119 112V108H117V111H115L116 109H115V106H113V107H110V106H108L107 105V99H108V97L109 96H111V95H113V96H116L117 98H118V92H115L114 94L112 93H108V92H106V88H109L110 86H108L109 84H111V82H113V78H109V77H107L106 75H104V68H103V70H102V66L101 65H97V64H99V62H97V64H94L93 62H92ZM101 64H105V63H103V62H101ZM115 64V63H114ZM195 64V63H194ZM219 64V65H220ZM20 65V64H19ZM112 65V64H111ZM111 65H109V66H111ZM116 65V64H115ZM99 66H101L100 67V69H101V73H98L97 72V70L94 68V67H97L98 69H99ZM164 66H166L165 64H164ZM211 66H209V68L211 67ZM1 67V66H0ZM128 67V66H127ZM204 67H205V65H204ZM203 67V68H204ZM236 67H237V69H236ZM108 68H110V67H108ZM162 68H163V66H162ZM201 68V67H200ZM202 68V69H203ZM207 68V67H206ZM208 68V69H209ZM212 68V67H211ZM210 68V69H211ZM86 69V68H85ZM143 70H144V68H142ZM164 69H165V67H164ZM246 69V68H245ZM252 69V68H251ZM143 70H141L140 72H143ZM50 71V70H49ZM206 71V70H205ZM211 71V70H210ZM247 71V70H246ZM245 71V72H246ZM51 72H54V71H51ZM106 72H110V71H106ZM222 72H220V73H222ZM233 72V71H232ZM81 73H82V71H81ZM98 73V74H97ZM207 73H209V72H207ZM212 73V72H211ZM219 73V74H220ZM241 73V74H242ZM262 74H264V73H262ZM262 74H261V76H259L258 75V78L259 77H262ZM127 75V74H126ZM125 75V76H126ZM134 75V74H133ZM144 76V72L140 75L139 74V76L141 77V76ZM147 75V74H146ZM196 75V74H195ZM195 75H193V76H195ZM222 75V74H221ZM243 75H245V73L243 74ZM249 75V74H248ZM252 75V74H251ZM255 75V74H254ZM20 76V75H19ZM35 76V75H34ZM34 76H32L31 78H33ZM41 76V75H40ZM87 76V75H86ZM124 76V75H123ZM124 76V77H125ZM129 76H131V75H129ZM136 76V75H135ZM134 76V77H135ZM142 76V79L144 78ZM147 76H149V75H147ZM147 76H145V78L147 77ZM197 76V75H196ZM234 76V75H233ZM239 76V75H238ZM39 77V76H38ZM119 77V76H118ZM118 77H117V79H118ZM123 77V78H124ZM138 77V76H137ZM154 77V76H153ZM203 77H204V75H203ZM235 77V76H234ZM240 77V76H239ZM15 78V77H14ZM20 78H22V76L20 77ZM26 78V77H25ZM126 78V77H125ZM124 78V79H125ZM130 78V77H129ZM129 78H127V79H129ZM132 78V77H131ZM139 78V77H138ZM150 78V77H149ZM17 79V78H16ZM30 79V78H29ZM43 79V78H42ZM115 79V78H114ZM140 79V78H139ZM159 79H160V77H159ZM227 79V78H226ZM233 79V78H232ZM261 79H264V75H263V78H261ZM260 79V81H263V80H261ZM31 80H33V79H31ZM30 80V81H31ZM147 80V79H146ZM146 80H144L143 79V81L145 82ZM152 80V79H151ZM228 80V79H227ZM238 80H239V78H238ZM241 80V79H240ZM239 80V82L241 83V81ZM20 81V80H19ZM25 81V80H24ZM117 81L118 80H116V82L115 83H117ZM133 81V80H132ZM131 81V82H132ZM137 81H140V83L142 82V80H137ZM148 81H149V79H148ZM195 81V80H194ZM200 81V80H199ZM243 81V80H242ZM246 81V80H245ZM250 81V80H249ZM257 82H258V80H256ZM128 82V81H127ZM150 82V81H149ZM152 82V81H151ZM150 82V83H151ZM201 82V81H200ZM203 82V81H202ZM251 82V81H250ZM7 83H8V81H7ZM18 83V82H17ZM28 83V82H27ZM60 83H61V81H60ZM59 83V84H60ZM205 83V82H204ZM243 83V82H242ZM241 83V84H242ZM247 83H248V81H247ZM62 84V83H61ZM66 84V83H65ZM64 84V85H65ZM92 84V83H91ZM113 84L114 83H112L111 84V87L113 86ZM129 84V83H128ZM146 84V83H145ZM148 84V83H147ZM153 84V83H152ZM200 84V83H199ZM15 85V84H14ZM18 85H19V83H18ZM24 85H26L25 83H24ZM63 85V84H62ZM237 85H238V83H237ZM252 85V84H251ZM251 85H249V86H251ZM258 85V84H257ZM20 86H22V85H20ZM88 86V85H87ZM108 86V87H107ZM139 86V85H138ZM140 86H141V84H140ZM146 86V85H145ZM148 86V85H147ZM146 86V87H147ZM201 86H203V85H201ZM205 86V85H204ZM203 86V87H204ZM256 86V85H255ZM6 87V86H5ZM4 87V89H6ZM13 87V86H12ZM89 87V86H88ZM88 87H87V89H88ZM148 87H150V86H148ZM198 87V86H197ZM206 87V86H205ZM236 87V86H235ZM2 88H3V86H2ZM2 88H1V90H2ZM16 88V87H15ZM18 88V87H17ZM154 88V87H153ZM152 88V89H153ZM242 88V87H241ZM4 89H3V91H4ZM143 89V88H142ZM146 89H148V88H146ZM15 90V89H14ZM70 90H73V89H70ZM119 91H120V89H118ZM117 90V91H118ZM151 90V89H150ZM256 92H258L257 90H256V88L254 89ZM264 90V89H263ZM124 92H125V90H123ZM140 91V90H139ZM254 91V92H255ZM261 91V93H262V90H260ZM72 92V91H71ZM88 92V93H89ZM113 92V91H112ZM124 92H123V94H124ZM142 92V91H141ZM143 92H144V90H143ZM153 92V91H152ZM89 93V94H90ZM116 93H118V94H116ZM126 93V92H125ZM140 93V92H139ZM191 93H193L192 91H191ZM197 93V92H196ZM253 93V92H252ZM261 93H259V94H261ZM12 94V93H11ZM141 94H143V93H141ZM150 94V93H149ZM152 94V93H151ZM150 94V95H151ZM248 94H250V92L248 93ZM259 94L257 95V98L259 99V101L261 100L260 99V97H262V96H259ZM17 95V94H16ZM146 95V94H145ZM145 95H143V96H145ZM148 95V94H147ZM149 95V96H150ZM153 95V97H155L154 96V94H152ZM152 95H151V97H152ZM75 96V95H74ZM96 96V95H95ZM125 96H126V94H125ZM140 96V101H141V99H143V98H141L142 96L141 95H139L138 94V96L137 97H139ZM196 96V95H195ZM194 96V97H195ZM201 96H202V94H201ZM6 97V96H5ZM21 98V97H20ZM73 98V97H72ZM77 98V97H76ZM136 98V97H135ZM134 98V99H135ZM145 98V97H144ZM149 97L147 96V99H148ZM254 98H255V96H254ZM256 98V99H257ZM22 99V98H21ZM64 99H68V97H64ZM121 99H124V98H121ZM131 99V98H130ZM133 99V98H132ZM154 98H152V100H151V103L153 102V101H155L156 100V98L153 100ZM257 99V100H258ZM1 100H3V98L1 99ZM9 100V99H8ZM19 100V99H18ZM23 100V99H22ZM127 100V99H126ZM203 100V99H202ZM250 100H251V98H250ZM249 100V101H250ZM254 100V99H253ZM69 101V100H68ZM130 101V100H129ZM134 101H136V100H131V102L130 103H134ZM139 101V100H138ZM137 101V102H138ZM139 101V102H140ZM146 101V100H145ZM200 101V100H199ZM255 101V100H254ZM258 101V102H259ZM25 102V101H24ZM48 102V101H47ZM86 102V101H85ZM124 102V101H123ZM142 102H143V100H142ZM156 102H158V101H156ZM156 102H155V104H156ZM162 102V101H161ZM160 102V103H161ZM196 102V101H195ZM202 101H200L199 102V104L201 103ZM258 102H254L255 103V105L258 103ZM12 103V102H11ZM46 103V102H45ZM57 103V102H56ZM73 103V102H72ZM127 103H129V102H127ZM145 103V102H144ZM197 103V102H196ZM247 103V102H246ZM49 104V103H48ZM50 104H51V102H50ZM50 104L48 105V106H50ZM60 103H58L57 104V107H59L58 105H59ZM74 104H75V102H74ZM79 104V103H78ZM81 104V103H80ZM135 104V103H134ZM137 104V103H136ZM143 104V103H142ZM141 104V105H142ZM202 105H203V103H201ZM244 104V103H243ZM243 104L242 105H240L241 107L243 106ZM252 104V103H251ZM6 105V104H5ZM14 105V104H13ZM52 105H54V104H52ZM51 105V106H52ZM56 105V104H55ZM70 104L68 103V105L67 106H69ZM119 106H121L120 104H118ZM126 105V104H125ZM144 105V104H143ZM148 105V104H147ZM201 105V106H202ZM250 105V104H249ZM254 105V104H253ZM27 106V104L25 103V104H22V105H17V106H11L12 107V109H13V107H18V108H16L14 111L16 112V114L14 115H12V116H15V117H18V115H19V112L21 113V114H23L24 115V118L21 120V118H18V119H20V120H18L17 118V122H16V120H13V121H15V122H12V123H14V124H16V126L18 125V124H20V123H22L21 125H19V126H17V127H11V124L10 125H8V124H4V126H3V128H2V126H1V128H2V130H3V132H4V134L2 135V136H7L6 138L4 137V143H5V145L7 144V142L6 141H8V140H10V139H12V138H15V137H17V135H24V136H28L27 134H30V132L31 131H29L28 129H29V124H31V123H29V121L31 120V119H33V118H31V115H29L30 113L29 112H27L26 113V109L24 108V107H26ZM48 106H46V107H48ZM130 106V105H129ZM149 106H150V104H149ZM248 106V104L246 105V107ZM252 105H250L249 107H251ZM3 107H4V105H3ZM6 107V106H5ZM9 106L7 105V108H8ZM19 107H21V108H19ZM44 107V106H43ZM56 107V106H55ZM70 107V106H69ZM146 107V106H145ZM164 107V106H163ZM236 107V106H235ZM245 107V108H246ZM248 107V108H249ZM41 108V107H40ZM52 108V107H51ZM51 108L49 107L48 109H49V111L51 110ZM54 108V107H53ZM71 108H73V107H71ZM94 108H98V113L97 112H94L95 111V109ZM125 108H126V106H125ZM151 108V107H150ZM161 107H159V109H158V111L160 110V112L159 113H161V109H160ZM234 108V107H233ZM243 108V107H242ZM241 108V109H242ZM253 108V107H252ZM3 109V108H2ZM9 109H11L10 107H9ZM12 109L10 110V112H12ZM21 109V110H20ZM45 110H46V108H44ZM109 109V111H110V109H112L111 111H113L114 109V113H113V117L115 116L118 120L117 121H115L116 120V118L114 119V123L115 124H113V120L111 121L110 120V118H113L112 116H111V114H110V112H109V114L106 112L107 110ZM132 110H133V108H131ZM134 109H136V108H134ZM143 109V108H142ZM148 109H149V107H148ZM154 110H155V108H153ZM163 109V108H162ZM240 109V108H239ZM238 109V110H239ZM254 109H255V107H254ZM5 110V109H4ZM18 110H20V111H18ZM55 110L57 111V109L55 108ZM62 110V109H61ZM74 110H76V109H74ZM74 110H73V112H74ZM90 111L89 113H87V111ZM146 110H147V108H146ZM157 110V109H156ZM165 110H167V109H165ZM170 110V109H169ZM203 110V109H202ZM237 109H236V111H238ZM8 111V110H7ZM27 111H28V108H27ZM48 111V112H49ZM51 111H53V110H51ZM59 111H60V109H59ZM126 111H128V110H126ZM129 111H131L130 109H129ZM129 111H128V113H129ZM135 111V110H134ZM134 111H132V112H134ZM137 111V110H136ZM135 111V112H136ZM152 110H150V112H151ZM205 111V110H204ZM207 111V110H206ZM232 111V110H231ZM41 112H42V110H41ZM45 113H47L48 114V112H46V111H44ZM61 112V111H60ZM92 112H94L93 114H91ZM143 112H145V110L143 111ZM149 112V111H148ZM250 112V113H249ZM248 113L249 114H251V111H249ZM253 112V111H252ZM14 113V112H13ZM35 113V112H34ZM57 113L58 112H55V111H53L51 114L49 113V116L51 115L52 116V114L53 115H55V116H50V117H48L47 118V123L45 124L46 126H45V128L47 127L48 129L46 130V132L45 133H39L40 135V137H39V141L38 142H48V140H50V139H56V138H58V137H60L61 135H62V133L64 134V132H65V129H67L68 128V130H69V127H67V128H65V129H58V124H60V125H62V123H59V122H62L61 120H64V117H65V115H62L61 113V115L63 116V119L61 118V116H58L57 115ZM63 113V112H62ZM64 113H66L65 112V110H64ZM120 113V112H119ZM163 113V112H162ZM236 113V112H235ZM254 113V112H253ZM252 113V114H253ZM10 114H12V113H10ZM36 114V113H35ZM149 114V113H148ZM152 114V112L149 114V115H151ZM166 114V113H165ZM255 114H257V113H255ZM36 115H39V114H36ZM67 115V114H66ZM123 115V116H122ZM125 115H128V114H126V112H125ZM158 115V114H157ZM156 115V116H157ZM163 115V114H162ZM236 115V114H235ZM247 115V114H246ZM246 115H245V117H246ZM11 116V117H12ZM21 116V115H20ZM46 115H43V117H45ZM70 117L72 116L71 114L69 115ZM108 116H109V118H108ZM111 116V117H110ZM164 116V115H163ZM166 116V115H165ZM251 116V115H250ZM257 116V115H256ZM39 117H41V115L39 116ZM142 117V116H141ZM158 117H160V115L158 116ZM158 117H156V118H158ZM170 116H168V118H169ZM175 117V116H174ZM66 118V117H65ZM86 118V119H85ZM138 118H139V115H138ZM144 118H146V117H144ZM170 118H173V117H170ZM251 117H249L247 120H249ZM14 119V118H13ZM42 119H45V121H44V123L46 122V118H42ZM41 119V120H42ZM61 119V120H60ZM70 118H68V120H69ZM72 119H73V116H72ZM71 119V120H72ZM88 120V121H91V120ZM137 119V118H136ZM153 118H151V120H152ZM159 119V118H158ZM167 119V118H166ZM165 119V120H166ZM251 119H253V118H251ZM36 120H38V119H36ZM140 119H138V121H139ZM154 120V119H153ZM39 121V120H38ZM66 121V120H65ZM65 121H63V124L65 123ZM137 121V120H136ZM141 121V120H140ZM142 121H143V119H142ZM145 121V120H144ZM149 121H150V116H149ZM156 121H159V120H156ZM161 121H162V117H161ZM161 121H159V122H161ZM170 121V119L168 120V122ZM255 121V120H254ZM30 122H33V121H30ZM70 122V121H69ZM75 122H73V124L75 123ZM116 122H118V124L116 123ZM151 122V121H150ZM154 122V121H153ZM152 122V123H153ZM158 122V123H159ZM164 122V121H163ZM167 122V121H166ZM168 122H167V124L164 122V124H166V126L168 125L169 126V124H168ZM256 122V121H255ZM254 122V123H255ZM34 123V122H33ZM38 123V122H37ZM43 123V122H42ZM68 123V122H67ZM152 123H150V124H152ZM156 123V122H155ZM155 123H153V125L155 124ZM135 124H137L136 122H135ZM138 124H139V122H138ZM26 125V126H25ZM67 124H65V126H66ZM69 125H71L70 123L68 124V126ZM143 125V124H142ZM172 125V124H171ZM40 126V125H39ZM63 127H64V125H62ZM62 126H60V127H62ZM73 126H71V127H73ZM93 126H95V125H93ZM134 126V125H133ZM166 126H164V127H166ZM42 127V126H41ZM57 127V128H56ZM70 127V128H71ZM143 127H145V125L143 126ZM147 127H149V125L147 126ZM159 127H161V126H158L157 128H158V130H159ZM6 128V129H5ZM34 128V127H33ZM84 128V127H83ZM82 128V129H83ZM86 128V127H85ZM150 128V127H149ZM168 128V127H167ZM172 128V127H171ZM72 129V128H71ZM74 129V128H73ZM87 129V128H86ZM89 129V128H88ZM140 129H141V127H140ZM145 129H147V128H145ZM145 129H143V130H145ZM151 129V128H150ZM185 129V128H184ZM209 129V128H208ZM2 130L0 129V131L2 132ZM67 130V131H68ZM83 130H85V129H83ZM142 130V129H141ZM164 130V129H163ZM167 130H170V129H167ZM175 130H178L177 128L175 129ZM190 130V129H189ZM218 130V129H217ZM77 131V132H78ZM146 131V130H145ZM149 131V130H148ZM151 131H153V130H151ZM182 131H184V130H182ZM194 131V130H193ZM204 131V130H203ZM202 131V132H203ZM2 132V133H3ZM72 132V131H71ZM71 132H69L68 134L70 135L71 134ZM75 132H76V130H75ZM76 132V133H77ZM143 132V131H142ZM154 132V131H153ZM172 132H173V130H172ZM172 132H171V134H172ZM5 133H7V134H5ZM33 133V132H32ZM34 133H36V132H34ZM33 133V134H34ZM67 133V132H66ZM136 133H137V131H135V133H132L133 135L135 134V137H137L136 136ZM141 133V132H140ZM140 133H139V135H140ZM155 133V132H154ZM160 133V132H159ZM167 133V132H166ZM166 133H164V134H166ZM33 134H30V136L31 135H33ZM67 134V135H68ZM81 135H82V133H80ZM79 134V135H80ZM130 134V133H129ZM138 134V133H137ZM147 134V133H146ZM157 134V133H156ZM67 135H65V137L67 136ZM73 135V134H72ZM79 135H78V137H79ZM90 135V134H89ZM88 135V136H89ZM138 135V136H139ZM142 135V134H141ZM151 135V134H150ZM161 135V134H160ZM182 135V134H181ZM194 135V134H193ZM18 136V137H19ZM71 136V135H70ZM75 136H77L76 134H75ZM75 136H73V137H75ZM87 136V137H88ZM91 136V135H90ZM89 136V137H90ZM127 136V137H126ZM143 136V135H142ZM147 136V135H146ZM158 136H159V134H158ZM169 136V135H168ZM37 137V136H36ZM64 137V136H63ZM78 137H76V138H78ZM96 138H97V136H95ZM99 137V136H98ZM134 137V136H133ZM132 137V138H133ZM134 137V138H135ZM153 137V136H152ZM176 137V136H175ZM194 137V136H193ZM197 137V136H196ZM0 138H2L1 137V135H0ZM27 137H25V139H26ZM33 138H35V137H33ZM67 138V137H66ZM70 138H72V137H70ZM75 138V139H76ZM94 139V136L92 137V139H93V141L95 140H97V139ZM138 138V137H137ZM142 137H140L139 138V140L141 139ZM144 138H146V137H144ZM179 138H180V136H179ZM3 139V138H2ZM6 139H8V140H6ZM18 139V138H17ZM16 139V140H17ZM22 139H24V137L22 138ZM24 139V140H25ZM32 139V138H31ZM37 139V138H36ZM60 139H64V138H60ZM69 138H67V140H68ZM86 139V138H85ZM92 139H91V142H93L92 141ZM100 139V138H99ZM107 138L105 139L104 138V140H108ZM147 139V138H146ZM152 139V138H151ZM161 139V138H160ZM1 140V139H0ZM15 139L14 140H12V141H16ZM18 140H21V139H18ZM17 140V141H18ZM27 140V139H26ZM30 140V139H29ZM57 140V139H56ZM71 140V139H70ZM84 140V139H83ZM82 140V142L84 143V141ZM88 140V139H87ZM86 140V141H87ZM103 140V139H102ZM103 140V141H104ZM134 141H136V139H133ZM142 140V139H141ZM149 140V139H148ZM12 141H10V142H12ZM16 141V142H17ZM28 141V140H27ZM58 141H60L59 139H58ZM69 141V140H68ZM66 141V145L65 146H67L68 145V143H70V142H72V141H75L73 138H72V140L71 141ZM78 142H79V140H77ZM93 142V143H96V142ZM98 141V140H97ZM101 141V140H100ZM100 141H98V142H100ZM131 142H132V139L130 140ZM130 141H129V143H130ZM157 141V140H156ZM1 142H3V140H1ZM1 142H0V144H1ZM26 142V141H25ZM29 142H32V141H29ZM68 142V143H67ZM77 142V143H78ZM80 142H81V140H80ZM88 142V141H87ZM97 142V143H98ZM102 142V141H101ZM106 142V141H105ZM111 142H108V143H106V144H108L109 145V143H111ZM144 142V141H143ZM146 142H148V141H146ZM145 142V143H146ZM160 142V141H159ZM20 143H23V142H21L20 141ZM52 143V142H51ZM90 143V142H89ZM89 143H87L88 145H89ZM112 143H111V145H112ZM133 143V142H132ZM141 143V142H140ZM154 143H157V142H154ZM169 142H165L164 144H162L161 142H160V144H161V147H163V149L161 148L160 150L157 148L156 150H155V158H154V161H153V165H150L149 166V169H150V172H152L154 169H157V168H159L158 166H160V165H162V166H164V165H167V167L169 166V165H173L174 166V168L173 169H177V168H175V165L177 164V166H179L180 164H179V162H177V160H179V158H178V156L180 155V154H184V151L182 152V153H180L178 156H177V154H178V152H181V150H179V151H177L176 149H172L170 146H169V144H168ZM174 143V142H173ZM240 143V142H239ZM242 143V142H241ZM240 143V144H241ZM28 144V143H27ZM27 144H25V143H23V145H21L20 147L18 146V147H16V148H13V147H10V151L13 153V154H16V153H28L29 152V150H28V147H29V144L27 145ZM31 144V146H33L32 144H33V142L32 143H30ZM44 144V146H46L45 145V143H43ZM49 144V143H48ZM71 144H73V142L71 143ZM76 144V143H75ZM82 144V143H81ZM85 144H86V142H85ZM86 144V145H87ZM103 144V146L105 145L104 144V142L102 143ZM102 144H101V146H102ZM127 144V143H126ZM126 144H124L125 146H126ZM131 144V143H130ZM238 144V143H237ZM2 145V144H1ZM10 145V144H9ZM38 145V144H37ZM50 145V144H49ZM48 145V146H49ZM64 145V144H63ZM78 145V144H77ZM128 145V144H127ZM134 145H136L135 143H134ZM133 145V146H134ZM143 145H145V144H143ZM155 145H157V144H155ZM154 145V146H155ZM182 145V144H181ZM242 145V144H241ZM240 145V146H241ZM14 146V145H13ZM40 145H38V147H39ZM64 146V147H65ZM72 146V145H71ZM70 145L68 146V147H66V148H68L69 149V147H71ZM81 146V145H80ZM80 146H78V147H80ZM90 146V145H89ZM88 146V147H89ZM92 146H93V144H92ZM97 146H100L99 144L97 145ZM138 146H139V144H138ZM151 146V145H150ZM153 146V145H152ZM237 146V145H236ZM244 146V145H243ZM246 146V145H245ZM34 147H36V146H34ZM63 147V146H62ZM74 147V145L72 146V148ZM78 147H77V149H78ZM85 146H82V148H84ZM94 147V146H93ZM93 147L91 148L92 150H94L93 149ZM115 147H118V146H116L115 145ZM119 147H120V145H119ZM119 147L117 148V149H119ZM130 147V146H129ZM132 147V146H131ZM136 147H137V145H136ZM143 147V146H142ZM146 147V146H145ZM148 147H149V145H148ZM157 147V146H156ZM175 147V146H174ZM188 147V146H187ZM239 147V146H238ZM237 147V148H238ZM13 148V149H12ZM75 148V147H74ZM81 148V147H80ZM81 148V150H85V149H87V148H85V149H82ZM97 148V150H98V147H96ZM114 147L112 146V149H113ZM120 148H122V146L120 147ZM125 149H126V147H124ZM140 148V147H139ZM186 148V147H185ZM245 148V147H244ZM247 148V147H246ZM245 148V149H246ZM33 148L31 147V150H32ZM62 149V148H61ZM64 149V148H63ZM76 149V150H77ZM88 149H90V148H88ZM130 149V151L129 152H131V148H129ZM128 149V147H127V149L125 150V153L129 150ZM143 149V148H142ZM146 149V148H145ZM144 149V151H146ZM6 150V149H5ZM8 150V149H7ZM48 150H50V149H48ZM47 150V151H48ZM53 150V149H52ZM52 150H50V151H52ZM59 151L57 152V153H60V148L58 149ZM81 150H79V151H81ZM96 150V152H98L99 154H100V152L99 151H97ZM115 150V149H114ZM122 150V149H121ZM121 150H119L120 152H121ZM140 149H138V151H139ZM149 150V149H148ZM242 150V151H241ZM240 151H241V153L243 152V149H241ZM263 150V149H262ZM10 151H8V152H10ZM33 151V150H32ZM50 151H49V153H50ZM64 151V150H63ZM88 151V150H87ZM113 151V150H112ZM122 151H124V150H122ZM143 151V150H142ZM143 151V152H144ZM186 151H188V150H186ZM240 151H238V154L240 155L241 153H239ZM61 152H62V150H61ZM71 152H72V150H71ZM75 152H77V151H75ZM93 152V154L95 153V151H92ZM102 153H103V151H101ZM135 152V151H134ZM236 152V151H235ZM7 153V152H6ZM12 153H10V154H12ZM31 153V152H30ZM48 153V152H47ZM48 153V154H49ZM53 154H54V152H52ZM65 153V152H64ZM83 153V152H82ZM98 153H97V155H98ZM107 153H109V151L107 152ZM138 153H140V152H138ZM146 153H148V152H146ZM176 153V154H175ZM5 154V153H4ZM9 154V153H8ZM31 154H34V153H31ZM45 154H46V152H45ZM45 154H43V155H45ZM47 154V155H48ZM56 154V153H55ZM72 154H73V152H72ZM77 154V153H76ZM81 154V153H80ZM89 154V153H88ZM96 154V153H95ZM105 154H106V152H105ZM121 154V153H120ZM130 154V153H129ZM132 155H134V153H131ZM182 154V155H183ZM259 154V153H258ZM35 155L36 154H34V155H32V157L33 158H35ZM43 155L41 156V155H38V156H40L41 158L43 157ZM60 155V154H59ZM62 156H63V152H62V154H61ZM84 155V154H83ZM90 155H92V154H90ZM108 155L109 154H107V157H108ZM119 155V154H118ZM117 154H116V156H118ZM139 155V154H138ZM141 155V154H140ZM186 155V154H185ZM184 155V156H185ZM236 155V154H235ZM235 155H233V156H235ZM241 155H243V154H241ZM260 155V154H259ZM6 156H7V154H6ZM8 156H10V155H8ZM17 156V155H16ZM21 156H23V155H21ZM29 156V155H28ZM46 156V155H45ZM70 156V155H69ZM76 156V155H75ZM102 156V155H101ZM109 156H111V155H109ZM115 156V154L113 155V157ZM198 156H200V155H198ZM205 156V155H204ZM11 158L13 157V155L12 156H10ZM10 157H6L7 159H11ZM37 157V156H36ZM39 157V158H40ZM47 157V156H46ZM48 157H50V156H48ZM52 157H56V156H54V155H52L51 156V159H52ZM65 156H63V157H61L60 156V159H66V158H64ZM67 157V156H66ZM83 157V156H82ZM87 156L86 155H84V158H86ZM89 157V156H88ZM92 157H93V155H92ZM95 158H96V156H94ZM93 157V158H94ZM100 157V156H99ZM132 157V156H131ZM142 157H144V156H142ZM145 157H147L146 155H145ZM186 157V156H185ZM206 157V156H205ZM239 157V156H238ZM243 157H245L244 155H243ZM4 158V157H3ZM13 158H16L15 156L13 157ZM13 158L11 159V160H13ZM71 159H72V157H70ZM76 160H77V157H74ZM74 158H73V161H74ZM83 158V159H84ZM101 158H104V157H100V159ZM112 158V157H111ZM115 158V157H114ZM122 158H123V156H122ZM136 158H138V157H136ZM141 158V157H140ZM219 158V157H218ZM218 158H215L216 160L218 159ZM240 158V157H239ZM7 159L5 160V161H7ZM27 159H29V158H27ZM35 159H38V158H35ZM49 159V158H48ZM56 160H58L59 159V157L58 158H55ZM71 159H69L68 158V162H69V160H71ZM78 159H79V157H78ZM81 159V158H80ZM80 159H79V161H80ZM91 159V158H90ZM120 159H121V156H120ZM119 159V160H120ZM124 159H126V158H124ZM129 159V158H128ZM147 159V158H146ZM205 159V158H204ZM235 159H236V157H235ZM38 160H40V162H42L41 161V159H38ZM46 160V159H45ZM55 160V161H56ZM85 160V159H84ZM87 160H89L88 158H87ZM106 159H104V161H105ZM115 160V159H114ZM114 160H111V161H114ZM116 160H118V159H116ZM118 160V161H119ZM130 160V159H129ZM138 160V159H137ZM136 159H135V161H137ZM148 160H150V158L148 159ZM185 160V159H184ZM206 160V159H205ZM205 160H203V161H205ZM215 160V161H216ZM255 160V159H254ZM17 161V160H16ZM19 161H20V159H19ZM23 161V162H22ZM21 162H22V164H23V167H18V168H16L17 170H19V174H21L19 177H11V175H8V176H5V177H8L9 178V176L11 177L10 179H5V180H0V203H1V205H3V206H6V208H7V210H9V211H11V212H14V211H16V212H18L17 214H19V213H21V212H24V210H27V209H32V207H35L36 206V204L38 205V201H39V198L41 199H44V197L46 198V197H48V196H50V198H51V195H53V197L55 196H59V195H62V194H64L67 190H71V189H73V190H75V191H79L80 193H81V191H80V189L82 188L81 187V180H82V178H81V175L83 174L84 175V173H86V172H84V170L83 169H86L87 168V166H85L84 165V167H83V172L84 173H80L81 172V170L80 169H77V166H78V164H75V165H77V166H73V167H68L70 164L65 160V162L67 163V166H64V164L62 165L61 163V165H56V167H52V166H50V165H48L46 168L45 167H43V166H39L40 164H38L37 162V164L36 165H34V164H32V165H30V164H25L24 162H26L25 160H22ZM28 161V160H27ZM53 161H54V159H53ZM93 161H99L98 159H93ZM118 161H117V163H118ZM128 160H126V165H127V163H130L129 161L127 162ZM131 161V160H130ZM141 161H143V160H140L139 162H141ZM146 161V160H145ZM218 161V160H217ZM220 161V160H219ZM39 162V163H40ZM47 161H45L44 163L47 165V164H49L48 162L46 163ZM52 162V161H51ZM50 162V163H51ZM57 162H60V160H58V161H56V162H54V163H57ZM78 162V161H77ZM102 162V161H101ZM107 161H105V163H104V165H105V167H102V169H100L101 170V172L100 173H102V171H104V173H105V171H108L107 169L109 168V164L106 166V163ZM121 162V161H120ZM148 162H150V161H148ZM208 161H206V163H207ZM210 162V161H209ZM247 162V161H246ZM256 162V161H255ZM7 163V162H6ZM33 163H35V162H33ZM53 163V162H52ZM51 163V164H52ZM92 164L94 163V162H91ZM143 163V162H142ZM146 163V162H145ZM182 163V162H181ZM189 163V162H188ZM213 163H216V162H213ZM240 163V162H239ZM262 163V162H261ZM14 164H16V163H14ZM17 164H19V163H17ZM69 164V165H68ZM72 164V163H71ZM80 164H82V163H80ZM80 164H79V166H80ZM98 165H100V162L99 163H97ZM97 164H94L93 166H96ZM113 164H115L114 162L112 163V168H113ZM120 164V163H119ZM118 164V165H119ZM131 164H134V163H131ZM144 164V163H143ZM147 164V163H146ZM145 164V165H146ZM203 164H205V162L203 163ZM247 164V163H246ZM255 164V163H254ZM1 165V164H0ZM38 165V166H37ZM42 165H43V162H42ZM53 165V164H52ZM72 165H74V164H72ZM71 165V166H72ZM137 165V164H136ZM148 165V164H147ZM184 165V164H183ZM193 165V164H192ZM198 165V164H197ZM209 165V164H208ZM237 165H238V163H237ZM259 166L261 165V164H258ZM21 166V165H20ZM83 165H81V167H82ZM120 166V165H119ZM119 166H117V167H119ZM132 166V165H131ZM186 166V165H185ZM183 167L182 169L185 171V173H189L188 172V170H190V168L191 167ZM203 165H201V167H202ZM214 166V165H213ZM262 166V165H261ZM2 167V166H1ZM76 167V168H75ZM86 167V168H85ZM89 167V166H88ZM92 167V166H91ZM114 167H116L115 165H114ZM123 167H124V165H123ZM135 167V166H134ZM142 167V166H141ZM147 167V166H146ZM151 167V168H150ZM154 167V168H153ZM166 167V168H167ZM181 166H179V168H180ZM12 168V167H11ZM11 168H9V169H11ZM14 168V167H13ZM44 168V169H43ZM95 168V167H94ZM96 168H99V166H96ZM163 168V167H162ZM165 168V167H164ZM207 168H208V166H207ZM215 168V167H214ZM262 168H264V167H262ZM88 169H93V168H88ZM110 169V172H111V168H109ZM116 169V168H115ZM118 169V168H117ZM120 169V168H119ZM139 169H141V168H138V170ZM146 169H148V168H146ZM148 169V170H149ZM171 169H172V167H171ZM181 169V170H182ZM194 169V168H193ZM202 169H204V168H202ZM211 169V168H210ZM210 169H208L209 171H211ZM8 170V169H7ZM13 170V169H12ZM94 170V169H93ZM161 170V169H160ZM166 170V169H165ZM195 170H196V168H195ZM205 170V169H204ZM203 170V171H204ZM207 170V169H206ZM205 170V171H206ZM255 170H258V169H255ZM255 170H253V171H255ZM10 172H11V170H9ZM14 171V170H13ZM12 171V172H13ZM120 171V170H119ZM146 171V170H145ZM167 171V170H166ZM169 172L168 173H171L170 172V169L168 170ZM172 171V170H171ZM176 171V170H175ZM174 171V172H175ZM183 171V172H184ZM208 171V172H209ZM236 171V170H235ZM260 171H261V169H260ZM262 171H263V169H262ZM8 172V171H7ZM9 172V173H10ZM11 172V173H12ZM18 172V171H17ZM89 172V171H88ZM93 172V171H92ZM109 172V173H110ZM137 172V171H136ZM139 172V171H138ZM149 171H148V173H149V177L148 178H145V177H143V179L145 178L146 180L147 179H149L150 178V173ZM161 172V171H160ZM218 172V171H217ZM247 172V171H246ZM50 173V174H49ZM91 172H89V174H90ZM108 173V172H107ZM114 173H115V171H114ZM114 173H113V175H114ZM146 172H144V174H145ZM158 173V172H157ZM156 173V174H157ZM164 173H165V171H164ZM167 173V172H166ZM167 173V174H168ZM181 173H182V171H181ZM210 174H211V172H209ZM208 173V174H209ZM224 173V172H223ZM236 173V172H235ZM248 173V172H247ZM250 173V172H249ZM248 173V174H249ZM252 173H254V172H252ZM262 173H264V172H262ZM4 174V173H3ZM13 174V173H12ZM14 174H15V171H14ZM45 174H48L47 176H50V175H52L51 176V178L53 177V181H52V184H50V185H48L47 184V186H45V187H43V188H41L40 186L42 185L41 183H40V180L42 181V177L43 176H45ZM96 176H99L97 173H94ZM129 174V173H128ZM136 174V173H135ZM143 174V173H142ZM153 174V173H152ZM151 174V177L154 175H152ZM161 174V173H160ZM190 174V173H189ZM209 174V175H210ZM239 174V173H238ZM256 174H257V172H256ZM5 175V174H4ZM86 175V174H85ZM95 175H94V177H95ZM102 175H103V173H102ZM108 175V174H107ZM116 175V174H115ZM115 175H114V177H115ZM118 175V174H117ZM116 175V176H117ZM148 174L146 173V175L145 176H147ZM158 176H159V174H157ZM177 175V174H176ZM181 175V174H180ZM203 176H204V174H202ZM201 175V176H202ZM255 175V174H254ZM47 176H45L46 178V180H49V179H47ZM139 176H141V175H139ZM144 176V175H143ZM155 176V175H154ZM166 176V175H165ZM169 176V178L171 177L172 179H173V177L172 176H170V175H167V177ZM186 176H188V175H186ZM214 176V175H213ZM218 176H220V175H218ZM239 176V175H238ZM253 176V175H252ZM252 176H251V180H247V182H250L251 183V181L253 180V179H255V177L252 179ZM257 176V175H256ZM261 176V175H260ZM4 177V176H3ZM101 178H104V177H102V176H100ZM100 177H96V179H99ZM109 177V176H108ZM142 177V176H141ZM141 177H139V178H141ZM209 177V176H208ZM241 177V176H240ZM243 177V176H242ZM248 177V176H247ZM262 177V176H261ZM50 178V177H49ZM81 178V179H80ZM100 178V180H102ZM107 177L105 176V178L104 179H106ZM111 178H113V177H111ZM116 178L117 177H115V179H114V181L116 180ZM119 178V177H118ZM117 178V179H118ZM155 179H156V177H154ZM162 178L163 179H160L161 180V182H162V180H164L165 178L162 176ZM177 178V177H176ZM211 178V177H210ZM258 178V177H257ZM84 179V178H83ZM121 179V178H120ZM142 179V178H141ZM144 179V180H145ZM151 179V178H150ZM159 179V178H158ZM157 179V180H158ZM167 179V178H166ZM166 179H165V181H166ZM202 179V178H201ZM209 179V178H208ZM237 179V178H236ZM245 179V178H244ZM249 179H250V176H249ZM39 180V181H38ZM99 180V181H100ZM107 180H109V179H107ZM112 180V179H111ZM152 180H153V178H152ZM151 180V181H152ZM168 180V179H167ZM173 180H175V179H173ZM225 180V179H224ZM255 180H257V179H255ZM83 181H85V179L83 180ZM94 180H93V177H89V179L86 181V183H87V185H91L90 186V189H92V183H94L93 182ZM96 181V180H95ZM159 181V180H158ZM164 181V182H165ZM187 181H190V182H194V184H197L198 183V181L197 180H194V179H190V180H187ZM218 181V180H217ZM226 181V180H225ZM228 181V180H227ZM226 181V182H227ZM244 181V180H243ZM37 182H39L41 185L39 186V187H35V186H37L36 184H37ZM108 182H111V181H108ZM154 182H155V180H154ZM157 182V181H156ZM181 182V184H182V181H180ZM200 182H202V184H204L203 182L204 181H200ZM206 182V181H205ZM213 182V181H212ZM216 182V181H215ZM229 182V181H228ZM227 182V183H228ZM231 182V181H230ZM229 182V183H230ZM238 182V181H237ZM253 182V181H252ZM256 182H259V184H260V182H261V180H259V181H256ZM47 183V182H46ZM54 183V184H53ZM85 183V184H86ZM97 183V182H96ZM95 183V184H96ZM104 182H102V183H100L101 185L103 184ZM112 183H113V181H112ZM145 183H146V181H145ZM167 183V182H166ZM220 183V182H219ZM244 183H246L245 181H244ZM244 183H242V186L240 185H237L235 188L236 189H238V191L239 192H235V196H237V198L238 197H240L241 199H243V201L244 202H246L248 199H250V201H252V200H254V199H260V198H254V196L253 195H250V193H246L245 192V190L247 189V187H245L244 185ZM255 183V182H254ZM262 184H261V188H260V190L263 188L264 189V183L263 182H261ZM106 184V183H105ZM108 185H109V183H107ZM114 184V183H113ZM140 184H141V182H140ZM142 184H143V182H142ZM147 185H146V187H148V182L146 183ZM152 183H150L149 185L150 186H152L153 184H155V183H153L152 185H151ZM207 184H209V183H207ZM211 184V183H210ZM218 183H216V185H217ZM222 184V183H221ZM236 184V183H235ZM244 184V185H243ZM249 184V183H248ZM259 184L257 183H255V184H252L251 183V185L253 186V185H258L259 186ZM84 187H85V185L84 184H82ZM108 185L107 186H105L106 188H104L103 186H102V189L104 188V189H107V187H108ZM144 185V184H143ZM168 185V184H167ZM185 185H187V183L184 181L183 182V184H182V187H180V189H177V190H173V191H165V193H164V196H160V197H166V199L168 200H166L167 201V203L168 204H166L165 206H162V207H160V208H158V209H155V211L154 212H152L151 214H149V213H147V211H145L144 210V212L146 213H141L140 211L142 210V209H140L139 211H138V213H136L137 215H135V217H133V218H131V219H129L130 220V224H132V227H135L134 229H133V231L131 230V229H129V230H131V231H126V232H120V233H118L117 231H116V235H113L114 236V238H113V236H112V234H113V232L114 231H112L111 230V232H112V234H111V232H110V235L111 236H108L109 235V233L108 232H106V227H105V225L103 224L104 222H103V219L101 220V219H99V222H100V220L103 222H100V223H102L101 224V227H105V229H104V231L106 232L105 234H107V236H103L104 234V232L103 233H101L100 235H99V238L101 237V239H100V241L98 240V238L97 239H94L95 241L94 242H96V241H99V243H102L103 244V247L104 248H108V247H106V245H108L107 243L109 242V241H111V242H113V240H114V242L112 243V244H120V246H121V244H122V248L123 249H125L124 251H123V254L122 253H120V251L118 252V254L120 253V255H122V259H120V260H122L123 261V263H121V264H147V263H149V262H147L146 263V260H145V257H143V256H138V255H133V257L132 256H130V255H132V254H130L129 255V252L131 251V252H133V251H135V248H137V246L139 245L140 247L142 246V248L144 247V249H145V251H147V253L148 254H154V257L156 256V258H157V260H158V258H159V260H161V261H165L167 264H177L178 263V261L182 258H184L185 260H187V261H194V260H198V261H200V260H202V261H204V262H206V263H208V264H228V263H226L225 261H224V257H222V255H221V252H219V249H225V251H226V253H228L229 255L231 254L232 255V257H233V262H232V264H260V262L258 261V260H256L255 258H253V257H249V256H247V254H245V255H243V253H241V251L243 250V248H244V246H245V238H246V236H245V238L243 239V234H242V232H243V228H242V226H243V224H242V226L240 227L239 226V228H238V226H237V228L236 229H232L233 227H236L235 225H234V222H235V218L234 217H236L237 215H239V214H237L236 216H232V214H234L235 215V211H233V213H231L232 212V210L231 209H234V208H230V213H229V211H228V213L229 214H231L230 216L231 217H233V220H232V225L230 224V223H228V224H230V226H233L232 228L231 227H229L228 225L227 226H225V227H223V226H221L220 227V224H221V222H220V224H219V226H218V221H222V220H226V218H225V216L227 215V211L224 209V211L223 212H221V213H219L218 215L216 214V216H215V222L217 223V226L218 227H216V230H215V234H214V239L210 242H207L206 240H204V238H203V236H204V233H205V225L203 224V222H199L198 221V219H196V217H195V220H193L192 218V220L191 219H189V221H187V222H185V224H186V226H185V228H187V229H183V230H186V233H184V234H176V233H174V232H176L174 229V232L172 231V229H166V228H163V224H162V227H159V226H157V224H158V222H160L161 221V219H162V221H163V219H166L167 218V220H169L168 219V215H169V213L171 212V207L172 206H177V205H179V204H181V208H183V210H181V211H184L183 213H185V214H189V215H197L198 216V214L199 215H201L203 212H205L206 210H209V209H211V208H213L214 206H215V204L217 203L216 201V197H217V193H218V191L219 190H217V189H220L221 187H215L214 185H215V183H214V185H213V183L211 184V188H209V189H204V188H206V186H208V185H206V186H203V190H199V189H197V190H195V193H193L194 195V204L193 205H195V206H199V207H193V208H191L189 205H185V204H183L184 202H183V196H184V192H186L187 191V189L185 188L186 186ZM199 185V184H198ZM205 185V184H204ZM220 185V184H219ZM224 184H222V186H223ZM230 185V184H229ZM246 185H247V183H246ZM250 184L248 185V187L249 186H251ZM43 186V185H42ZM99 186V184H97V189H99L98 191L99 192H101L100 191V189H101V186L100 187H98ZM110 186H112L111 185V183H110ZM109 186V187H110ZM120 186V185H119ZM156 186H157V184H156ZM159 186V185H158ZM185 186V187H184ZM200 186H202V185H199L198 187H200ZM210 186V185H209ZM228 186V185H227ZM232 186V185H231ZM230 186V187H231ZM255 186V187H256ZM89 186H86L85 187V189H87ZM95 187V186H94ZM109 187H108V189L107 190H109ZM117 188H118V186H116ZM122 187V186H121ZM135 187H136V185H135ZM116 188V189H117ZM129 188V187H128ZM153 188H156L155 186L153 187ZM159 188V187H158ZM175 188V187H174ZM194 188V187H193ZM223 188V187H222ZM228 187H226V189H227ZM235 188H233V186H232V189L231 190H233V189H235ZM253 188V187H252ZM256 188H258V187H256ZM90 189H88V190H90ZM96 189V188H95ZM94 189V190H95ZM101 189V190H102ZM115 189V188H114ZM119 189H120V191L121 190H125V188L123 187L122 189L119 187ZM127 189V188H126ZM138 189V188H137ZM147 189V188H146ZM185 189H186V191H185ZM190 189V188H189ZM250 189H251V187H250ZM249 189V190H250ZM66 190V191H65ZM72 190V191H73ZM81 190H83V188L81 189ZM110 190H111V188H110ZM129 190V189H128ZM134 191H135V189H133ZM225 190V189H224ZM242 190H244V191H242ZM254 190V189H253ZM75 191H73V192H75ZM91 191V190H90ZM95 191H97V190H95ZM234 191V190H233ZM247 191V190H246ZM68 192H70V194H71V191H68ZM72 192V193H73ZM107 192V191H106ZM110 192V191H109ZM113 192H115V190H113ZM113 192L111 193V194H113ZM118 192V191H117ZM116 192V193H117ZM122 192V191H121ZM125 192H127V194H128V191H125ZM131 192V191H130ZM190 192H191V190H190ZM193 192H194V190H193ZM227 192V191H226ZM230 192V191H229ZM250 192H252V191H250ZM257 193H259L258 191H256ZM256 192L255 193H253V194H256ZM87 194H91L92 193V191H91V193H88V192H86ZM153 193V192H152ZM188 193H189V190H188ZM187 193V194H188ZM221 192H219V194H220ZM225 193V192H224ZM67 194V193H66ZM69 194V193H68ZM67 194V195H68ZM73 194H75V193H73ZM82 194H84V193H82ZM82 194H81V196H82ZM100 194H102V195H105V194H103V192L102 193H100ZM99 194V195H100ZM108 196H109V193H106ZM227 195H228V193H226ZM247 194H249V195H247ZM72 195V194H71ZM71 195L69 196V197H71ZM76 195H77V192H76ZM75 195V196H76ZM79 195V194H78ZM98 195V194H97ZM98 195V196H99ZM106 195V196H107ZM115 196H116V194H114ZM119 195V194H118ZM138 195H140V193H138ZM223 196H224V194H222ZM222 195L220 194V197H222ZM258 195V194H257ZM262 195H264V192H263V194ZM66 196V195H65ZM68 196H66V197H68ZM85 196V195H84ZM101 196V195H100ZM111 196H113V195H111ZM129 197L131 196V195H128ZM145 196V195H144ZM148 196V195H147ZM150 196V195H149ZM153 196V195H152ZM74 197V196H73ZM78 197V196H77ZM80 197V196H79ZM86 197V196H85ZM89 197V196H88ZM93 198H94V196H92ZM95 197H97L96 195H95ZM110 197V196H109ZM126 197V196H125ZM154 197V196H153ZM228 197V196H227ZM234 196H232V194H231V197L229 196V198H233ZM49 198V197H48ZM59 199H57V200H55V201H59V200H61L60 199V197H58ZM65 198V197H64ZM87 198V197H86ZM108 198V197H107ZM113 198H115V197H113ZM135 198V197H134ZM140 198H142V197H140ZM219 198V197H218ZM223 198H225V197H223ZM228 198V199H229ZM41 199V200H42ZM47 199V198H46ZM76 199V198H75ZM82 199V198H81ZM88 199H90V198H88ZM94 199H96V198H94ZM93 199V202L95 201ZM98 199V201H102V200H100L99 199V197L97 198ZM110 199H111V197H110ZM119 199V198H118ZM122 199V198H121ZM130 199H131V197H130ZM148 199V198H147ZM222 198H220L219 199V202H222V201H220ZM40 200V201H41ZM49 201H50V199H48ZM51 200H52V198H51ZM64 200V199H63ZM76 200H78V199H76ZM85 199H83V201H84ZM109 200V199H108ZM107 200V201H108ZM132 200H133V197H132ZM225 200H227V199H225ZM256 200V201H257ZM43 201V200H42ZM42 201H41V203H42ZM44 201H45V199H44ZM47 201V200H46ZM79 201V200H78ZM83 201H81V202H83ZM86 201H87V199H86ZM106 201V202H107ZM113 201V200H112ZM121 201V200H120ZM141 201V200H140ZM154 201V200H153ZM185 201V200H184ZM241 201V200H240ZM249 201V200H248ZM247 201V202H248ZM56 202V203H57ZM60 202V201H59ZM58 202V203H59ZM103 202H105L104 200H103ZM105 202V203H106ZM129 202V201H128ZM131 202V201H130ZM150 202H152V201H150ZM155 202V201H154ZM193 202V201H192ZM218 202V203H219ZM233 202H235V201H233ZM239 202V201H238ZM255 202V201H254ZM40 203V204H41ZM44 203V202H43ZM55 203V204H56ZM66 204H67V202H65ZM76 203H78V202H76ZM76 203H75V205H74V207L76 206ZM89 203V204H88ZM101 203V202H100ZM116 203V202H115ZM131 203H133V202H131ZM130 203V204H131ZM137 204L138 203H140V202H136ZM143 203V202H142ZM228 203H232V202H228ZM228 203H226V204H228ZM87 204L89 205V207L91 206L90 204H91V202L89 201H87ZM86 204V205H87ZM95 204H96V202H95ZM127 204V203H126ZM148 204V203H147ZM151 204V203H150ZM162 204V203H161ZM245 204V203H244ZM248 204V203H247ZM35 205V206H34ZM48 206H50L49 205V203L47 204ZM46 205V206H47ZM64 205V204H63ZM78 205V204H77ZM80 205V204H79ZM88 205H87V207L86 206H76L77 207V209H74V213H75V211H80V214L82 215V214H86V213H88V214H91V213H89V212H91V211H89L88 212V210L89 209H91V208H89L88 207ZM101 205H103V204H101ZM105 205H107V207H111V206H109L108 204H105ZM104 205V206H105ZM111 205V204H110ZM152 205V204H151ZM156 205V204H155ZM154 205V206H155ZM242 206H243V203L241 204ZM246 205V204H245ZM257 205V204H256ZM39 206V205H38ZM56 206V205H55ZM67 206V205H66ZM65 206V207H66ZM72 206V205H71ZM99 206H100V204H99ZM103 206V207H104ZM130 206V205H129ZM129 206H127V208H129ZM132 206V205H131ZM134 206V205H133ZM137 206H140L139 204L137 205ZM147 206V205H146ZM180 206V205H179ZM221 206V205H220ZM219 206V207H220ZM224 206V205H223ZM222 206V207H223ZM240 206V205H239ZM239 206H237V207H239ZM59 207H60V204H59ZM58 207V208H59ZM64 207V208H65ZM70 207V206H69ZM93 207V209L94 208H97V207H95V206H92ZM102 207V206H101ZM106 207V206H105ZM120 207V206H119ZM125 207H126V205H125ZM237 207H236V211H237ZM248 207H252V206H248ZM254 207V206H253ZM257 206H255L254 208H256ZM259 208L261 207V206H258ZM43 208H46L45 206L43 207ZM55 208V207H54ZM62 208H63V206H62ZM72 208V207H71ZM89 208V209H88ZM140 208V207H139ZM139 208H136V209H139ZM176 209H177V207H175ZM174 208V209H175ZM217 208H218V205H217ZM4 209V208H3ZM49 209L50 210H53L52 212H54V210H55V213L57 212V210L56 209H51L50 207H49ZM49 209H47L48 211H50ZM70 208H67V211L69 210ZM73 209V208H72ZM99 209V208H98ZM102 209V208H101ZM100 209V210H101ZM111 209H112V207H111ZM110 209V210H111ZM120 209H122V208H120ZM124 209V208H123ZM144 209V208H143ZM154 209V208H153ZM251 209V208H250ZM264 209V208H263ZM7 210H3V211H7ZM62 210V209H61ZM107 211L106 210V208L105 209H103L102 211ZM128 210V209H127ZM130 210V209H129ZM134 210V209H133ZM228 210V209H227ZM261 210V213H262V209H260ZM2 211V210H1ZM37 211V210H36ZM47 211V212H48ZM97 211V210H96ZM115 211V210H114ZM121 211V210H120ZM137 211V210H136ZM180 211V212H181ZM214 211V210H213ZM218 211V210H217ZM238 211H240L239 209H238ZM255 211H256V209H255ZM15 212V213H16ZM51 212V211H50ZM49 212V213H50ZM69 212V211H68ZM134 212V211H133ZM179 212V213H180ZM207 212V211H206ZM243 213H241V214H243V217L244 216H247V213H249V211L247 212V209H245V207L243 206V211H242ZM258 212V211H257ZM9 213V212H8ZM26 213H29V212H26ZM42 213V212H41ZM43 213H45V212H43ZM60 213V212H59ZM66 212H65V210H64V214H65ZM70 213V212H69ZM95 213V212H94ZM103 213V212H102ZM110 213V212H109ZM112 213H113V210H112ZM175 213H177V211L175 212ZM237 213H239V212H237ZM253 213V212H252ZM3 214V213H2ZM10 214V213H9ZM12 214H14V213H12ZM22 214V213H21ZM20 214V215H21ZM32 215H34L33 214V211H32V213H31ZM36 214H40V213H36ZM52 214V213H51ZM61 214H63V213H61ZM61 215V216H65V215ZM67 214V213H66ZM77 214V213H76ZM93 214V213H92ZM92 214L90 215V216H92ZM98 213H96V215H97ZM108 214V213H107ZM118 214H120L119 212H118ZM129 214V213H128ZM182 214V213H181ZM205 214V213H204ZM203 214V216H205ZM209 214V213H208ZM239 215V217L240 216H242V215ZM23 215V214H22ZM25 215V214H24ZM57 217H58V212H57ZM56 215H55V217L54 218H57L56 217ZM72 215V214H71ZM99 215H101L100 213H99ZM108 215H110V214H108ZM113 216H114V214H112ZM115 215H117V214H115ZM122 215V214H121ZM132 215V214H131ZM130 215V217H132ZM171 215H172V213H171ZM174 215V214H173ZM180 215V214H179ZM261 215V214H260ZM259 215V216H260ZM29 216V215H28ZM28 216H27V218H28ZM39 216V215H38ZM41 216V215H40ZM44 216V215H43ZM42 216V218H43V220H44V218L45 219H47L48 218V216H47V218L46 217H43ZM69 216V215H68ZM95 216V215H94ZM103 215H101V217H102ZM120 216V215H119ZM124 215H122L121 217H123ZM126 216V215H125ZM124 216V217H125ZM170 216V215H169ZM202 216V215H201ZM8 217V216H7ZM13 217V216H12ZM14 217H15V215H14ZM17 217H19L18 215H17ZM22 217H24V216H22ZM32 217V216H31ZM33 217H37V215L36 216H33ZM76 217H77V215H76ZM98 217V216H97ZM108 217V216H107ZM112 217V216H111ZM118 217V216H117ZM182 217V216H181ZM193 217V216H192ZM200 217V216H199ZM199 217H197V218H199ZM227 217H229V215L227 216ZM239 217H237L238 218V222H240V220L243 218H239ZM261 217H262V215H261ZM54 218L52 219L53 221H54ZM65 218V217H64ZM63 218V219H64ZM70 218V217H69ZM78 218V217H77ZM76 218V219H77ZM80 218V217H79ZM91 218V217H90ZM99 218V217H98ZM178 218H180L179 216H178ZM183 218H184V216H183ZM202 218V217H201ZM263 218V217H262ZM15 219H17L16 217H15ZM21 219V218H20ZM38 219H40V221L42 220L41 218H34V219H32V221L28 218V220L29 221H31L32 223H33V225H34V220H36L37 222L39 221ZM81 219V218H80ZM88 219H89V217H88ZM117 219H119V218H117ZM185 219V218H184ZM188 219V216H187V218H186V220ZM227 219H229V218H227ZM244 219H245V217H244ZM254 219V218H253ZM26 220V219H25ZM51 220V221H52ZM61 220V219H60ZM125 220H126V218H125ZM128 220V221H129ZM183 220V219H182ZM199 220H201V219H199ZM252 219H250V221H251ZM262 220H264V219H262ZM21 221V220H20ZM36 221H35V223H36ZM45 221V223L47 222V220H44ZM59 221V220H58ZM95 221V220H94ZM110 221V220H109ZM114 221V220H113ZM113 221H110L111 222V224H112V222ZM115 221H117V220H115ZM114 221V222H115ZM153 223H155V225L156 226H154V227H152L151 225H152V222ZM166 221V220H165ZM196 221H198V222H196ZM202 221V220H201ZM206 221H207V218H206ZM242 221H244L243 219H242ZM259 221V220H258ZM61 222H63L62 220H61ZM73 222V221H72ZM72 222H71V226L73 225L72 224ZM125 222V221H124ZM123 222V223H124ZM183 223H184V220L182 221ZM223 222V221H222ZM225 222V221H224ZM223 222V223H224ZM231 222V221H230ZM252 222V221H251ZM25 223V222H24ZM30 223V222H29ZM44 223V222H43ZM44 223V225H47V223H49V221L45 224ZM52 223V222H51ZM57 223V222H56ZM65 223V222H64ZM68 223V222H67ZM67 223L65 224V225H67ZM93 223V222H92ZM95 223V222H94ZM126 223V222H125ZM163 223V222H162ZM171 223V222H170ZM169 223V224H170ZM182 223V224H183ZM209 223H211V222H208V224ZM240 223H242V222H240ZM240 223H238V225L240 224ZM246 223V222H245ZM26 224V223H25ZM37 224H41V223H37ZM36 224V225H37ZM97 224H98V222H97ZM111 224H110V226H111ZM116 224V223H115ZM174 224V223H173ZM207 224V223H206ZM235 224H237L236 222H235ZM248 224V223H247ZM12 225V224H11ZM42 225V224H41ZM61 225V224H60ZM64 225V224H63ZM80 225H83V224H81L80 223ZM79 225V226H80ZM103 225V226H102ZM107 225V224H106ZM114 225V224H113ZM159 225V224H158ZM165 225H166V223H165ZM210 225V224H209ZM223 225V224H222ZM23 226V225H22ZM24 226H26V225H24ZM40 226V225H39ZM49 226V228L51 227V225H48ZM48 226H47V228H48ZM53 226H56V225H53ZM59 226V225H58ZM62 226V225H61ZM151 226V227H150ZM170 226H171V224H170ZM173 226V225H172ZM171 226V227H172ZM184 226H182V227H184ZM246 227H247V225H245ZM27 227V226H26ZM25 227V228H26ZM28 227H30V226H28ZM41 227V226H40ZM76 227V226H75ZM80 227H82V226H80ZM117 227V226H116ZM125 227V226H124ZM131 227V226H130ZM245 227V229H249V233H250V231L252 230V231H257L258 232V230H261L262 231V229L264 230V222L262 221V223H261V221H260V223L259 222H256V221H254V222H252V224L251 225H249V227H247L246 228ZM24 228V227H23ZM42 228H43V226H42ZM53 228V227H52ZM55 228V227H54ZM70 228V227H69ZM73 228V227H72ZM79 228V227H78ZM97 228H99V227H97ZM96 228V229H97ZM173 228V227H172ZM212 228H213V225H212ZM28 229V228H27ZM51 229V228H50ZM56 229V228H55ZM83 229L85 230V228L83 227ZM91 229V228H90ZM96 229H94L93 231H95ZM103 229V228H102ZM111 229V228H110ZM117 229V228H116ZM115 229V230H116ZM128 229V228H127ZM126 229V230H127ZM179 229V228H178ZM182 229V228H181ZM240 229V230H239ZM251 229V230H250ZM10 230V229H9ZM46 230V229H45ZM62 230V229H61ZM69 230V229H68ZM75 230V229H74ZM107 230H109V229H107ZM118 230V229H117ZM123 230H125L124 228H123ZM4 231V230H3ZM11 231V230H10ZM41 231V230H40ZM55 231V230H54ZM60 231V230H59ZM63 231V230H62ZM77 231H79L78 229H77ZM76 231V232H77ZM81 231H82V229H81ZM86 231V230H85ZM89 231V230H88ZM99 229H98V232L97 233H99ZM210 231V230H209ZM246 231V230H245ZM6 232V231H5ZM4 232V233H5ZM43 232V231H42ZM52 232V231H51ZM58 231H56V233H57ZM61 232V231H60ZM59 232V233H60ZM75 232V233H76ZM91 232V234H92V231H90ZM89 232V233H90ZM179 232V231H178ZM264 232V231H263ZM7 233V232H6ZM37 233V232H36ZM52 233H54V232H52ZM52 233H47V234H49V235H52ZM70 233L72 234V231H70ZM69 233V234H70ZM82 233V232H81ZM80 233V234H81ZM85 233V232H84ZM245 233V232H244ZM55 234V233H54ZM77 234H78V232H77ZM87 234V233H86ZM115 234V233H114ZM210 234V233H209ZM254 234V233H253ZM5 235V234H4ZM12 235V234H11ZM49 235H47L46 236V238L49 236ZM59 235V234H58ZM62 235V234H61ZM82 235H84L83 233H82ZM88 235V234H87ZM94 235H95V232H94ZM7 236V235H6ZM13 236H14V234H13ZM40 236V235H39ZM66 236V235H65ZM80 236V235H79ZM206 236V235H205ZM248 236V235H247ZM8 237V236H7ZM7 237H6V239H7ZM45 237V236H44ZM60 237V236H59ZM59 237H57L58 239H56L57 241H60V239H59ZM62 237H63V235H62ZM67 237V236H66ZM69 237H70V235H69ZM77 237H78V235H77ZM92 237H94V236H92ZM91 236H90V238H92ZM96 237V236H95ZM94 237V238H95ZM98 237V236H97ZM1 238V237H0ZM5 238V237H4ZM42 238V237H41ZM54 238V237H53ZM61 238V237H60ZM64 238V237H63ZM79 238V237H78ZM86 238V237H85ZM208 238V237H207ZM210 238V237H209ZM209 238H208V240H209ZM2 239V238H1ZM1 239H0V241H1ZM6 239H4V240H6ZM87 240H89L88 238H86ZM93 239V238H92ZM92 239H90L89 241L91 242L92 241ZM44 240V239H43ZM47 240V239H46ZM50 240V239H49ZM51 240H53V239H51ZM56 240H54V241H56ZM135 240V241H134ZM9 241V240H8ZM30 241H31V243L34 245V247H36L37 249L38 248H40L41 246H42V244H41V242H42V240H41V242H40V239H30ZM89 241H87V242H89ZM133 241H134V244H132L133 243ZM10 242H11V240H10ZM89 242V243H90ZM93 242V241H92ZM17 243V242H16ZM55 243V242H54ZM98 243V244H99ZM3 244V243H2ZM9 244V243H8ZM44 244V243H43ZM47 244V243H46ZM44 245V246H47V245ZM50 244V243H49ZM56 244H58V242L56 243ZM60 244V243H59ZM101 244V245H102ZM10 245V244H9ZM8 245V246H9ZM53 245V244H52ZM55 245V244H54ZM135 245H137V246H135ZM12 247V249L14 248L13 247V245L11 246ZM10 247V248H11ZM22 247V246H21ZM112 247H114V245L112 246ZM116 247H117V245H115V248L113 249V250H115L116 249ZM119 247V246H118ZM1 248H2V246H1ZM0 248V249H1ZM49 248H50V245H49ZM53 248V247H52ZM52 248H50V251L52 250H54V249H52ZM22 249V248H21ZM111 249V250H112ZM14 250H15V248H14ZM25 250V249H24ZM46 249H44V251H45ZM110 250V251H111ZM112 250V251H113ZM116 250H118V249H116ZM137 250H140V249H137ZM43 251V252H44ZM8 252H10V250L8 251ZM11 252H12V250H11ZM22 252V251H21ZM25 251H23V253H24ZM115 252V251H114ZM141 252H144V251H140V253ZM223 252V251H222ZM27 253V252H26ZM38 253H41V252H38ZM113 252H111V254H112ZM44 254H45V252H44ZM51 254H52V252H51ZM67 254H68V252H67ZM65 255V256H68L67 258H69V254L68 255ZM144 254H145V252H144ZM3 255V254H2ZM8 255H10L9 253H8ZM14 255H16V254H14ZM27 255V254H26ZM48 255V254H47ZM53 255V254H52ZM74 255V254H73ZM73 255H71V259L73 260ZM113 255V254H112ZM115 255V254H114ZM225 255V254H224ZM227 256V255H226ZM11 257V256H10ZM18 257V256H17ZM21 257V256H20ZM76 257V256H75ZM121 257V256H120ZM119 257V258H120ZM153 257V256H152ZM153 257V259H155ZM0 258H2L1 256H0ZM28 258V257H27ZM30 258V257H29ZM28 258V259H29ZM51 258V257H50ZM69 258V259H70ZM77 258V257H76ZM257 258V257H256ZM264 258V257H263ZM5 260H6V258H4ZM48 259V258H47ZM46 259V260H47ZM64 259H66V257L64 258ZM69 259H68V262H69ZM70 259V260H71ZM78 259V258H77ZM77 259H76V261H77ZM9 260V261H8ZM7 261L9 262V264H10V259H8ZM52 261H50V260H47V261H50V262H53V260L54 259H51ZM149 260V259H148ZM156 260V259H155ZM23 261H25V262H29V261H26V260H23ZM31 261H32V259H31ZM34 261V260H33ZM57 261V260H56ZM112 261H114V260H112ZM150 261V260H149ZM202 261H200L201 263H202ZM261 261H263V260H261ZM121 262V261H120ZM184 262V261H183ZM195 262V261H194ZM54 263H55V261H54ZM65 263V262H64ZM80 263V262H79ZM117 263V262H116ZM116 263H113V264H116ZM158 263V262H157ZM160 263V262H159ZM164 263V262H163ZM186 263V262H185ZM188 263V262H187ZM200 263V264H201ZM1 264V263H0ZM3 264H8V263H6V262H3ZM52 264V263H51ZM62 264V263H61ZM66 264V263H65ZM74 264H75V262H74ZM77 264V263H76ZM102 264V263H101ZM106 264V263H105ZM203 264V263H202ZM262 264V263H261ZM264 264V263H263Z\"/></svg>",
	"mask_w": 264,
	"mask_h": 264
}]
</instances>
